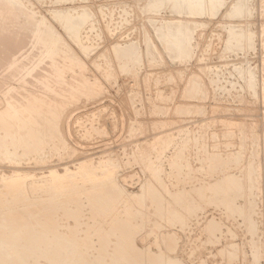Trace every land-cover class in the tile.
Returning <instances> with one entry per match:
<instances>
[{"label":"rangeland","instance_id":"obj_1","mask_svg":"<svg viewBox=\"0 0 264 264\" xmlns=\"http://www.w3.org/2000/svg\"><path fill=\"white\" fill-rule=\"evenodd\" d=\"M1 1L2 0H0V2ZM56 1H58V0H55V1L54 0H21V2L24 5L22 4L21 5L22 7H20L18 11L16 9H14V13H12V17L8 18L6 21H5V13L3 12V9H2L3 6H0V109H2L3 112L5 111V109L7 108L6 105H7L8 99L9 100L12 99L13 102L15 103V102H17L18 98H20V97L25 98L29 94H32V92H34V93L38 92L41 94L43 93L44 94V95L42 94L43 96H48L50 100L52 99V101L55 102L54 106H55V109L59 111V115H58L59 117H57V119L55 120L54 123L57 125V127L59 125L58 128L60 130H58V129L56 130L57 132H59L58 133L59 136H61L63 134L62 135L63 138L62 137L58 138V134L56 135L55 133H54V135H51L52 132L50 133V135L42 137V138H44V140H46L45 141L46 143H50V144H47V145L51 146V148L49 147V150L50 149L51 150H50V153L48 155L50 159L46 155L44 157H46L47 159L44 158L43 155L42 156L40 155V153H33V154H35L34 156L31 153L32 156H29L31 154L28 155L27 153L24 152L23 149L18 150L19 152L18 151L17 152L19 153V156L15 157V156H13L14 153L13 154L11 153L12 155L10 154L12 147L8 148V147H5L3 144L1 145L0 152L5 150L6 148H8L7 149L8 155L5 153L6 150L1 152V154H0V156H1L0 157V170H4V171H7L8 173H12V171H15V169H16L17 171L29 172V173L35 174V176H33L34 178L31 177L28 179L29 182L27 181L28 182L27 187H29V190L26 191V195H24V198L21 197L22 200H21L20 196L12 197V198L10 196L9 197L7 196L8 199H6V196H4L2 198L3 202L0 205V208L2 209L1 212H3V213L7 212L6 210L10 207L9 205H11L10 202L12 201V199H13L12 203L16 204V205L12 204L11 206H15V208H16L18 205H20V207H18V208H22L21 207V205H22L25 208V207H31L32 205H35V203L38 204L39 201H40L39 202L40 205H45V203L46 204L50 203V202L47 203L48 199L59 200L60 198L64 197L65 195H68V196L71 195L72 196L73 193H74V195H77L79 193L82 194L85 192H89V190L92 192V195L97 194V197L95 196L96 199H94V201L97 202L98 199L100 201L103 199L100 197L101 196V194H99L100 191L102 189L104 190L105 187L110 188L111 186H114V185L118 189V192H116L117 195H119L120 193H123V194L126 193L125 195H127V197H129L133 194V192L135 195H138V196L140 194L141 203H139V205H138V201H137V206H136V202H135V200H133V203L131 206L132 210H130L131 212H128V214L130 213L131 215L130 214L128 215L126 210H125V200H124L123 204L121 203V204L117 205V209L120 208V209H118L119 211L116 209L113 212L114 203L116 202L117 198L116 197L111 198V199L107 198L105 200V201H107L106 211H109V213H110L108 217L109 218L111 217L112 220L114 219L113 221L115 224L114 225L115 228L113 227V225H112V228H111V225L105 226L102 223V220L100 221V218L98 219L97 217L90 216L91 215V211H90L91 206H89L90 203L85 200L86 197H83V199H81V201H78L79 203L75 202V206H74V201L73 202L69 201L70 202L69 205H72V206H70V208H72L73 206L76 207L79 204V206L77 208L73 207V210L74 209L79 210L78 214H80L82 216V215L87 213L86 214L87 217H86V215L82 216L83 217V218H81L82 220L80 219V217H81L80 215H77L79 217V219L77 217L76 220L73 219V217L70 215L66 216L67 214L65 212V208H63L64 209V211H63V209H62L63 206H61L60 204H58L56 206V209L53 213L54 214V221H55V224H59V226H60V228H58L57 227L58 225H56V230H51V228L49 229V227L47 228L49 230H46L45 227L48 225L47 224L45 225V223H42V222L39 223L37 221L38 218H36V217L39 216V214H38L39 211L36 210V213H34L35 211H33V210H32V212L29 211L30 213H27L26 216L28 217V220L31 221V223L28 221L27 222L28 224L26 223L27 227L28 226L33 227V228H31V230H33V231H34V229L37 230V232H35V231L33 232V234L35 235V237L37 236V238L39 235H42V232H43V236L44 237L47 236V238H45L47 242L45 241L46 242L45 243L41 240H38V242L36 243L37 248L35 247V249H34L35 251H33L32 253H33V256H35V257L38 254H41V255H39V257L37 256V258L33 257V258L37 259V260L33 261L32 254L29 253L25 256V259L27 257L26 262H28V264H29L30 263L29 261H31V260H29V258L31 257V259H32L31 263L32 264H33V262L35 264L36 261H39L36 264H42V263L43 264H46V263L47 264H50V263H52V264H80L81 263L82 264V262L84 260H85L84 264H93L94 261L96 262L94 264H101L100 259H102L104 257L102 260V262L104 261V263H102V264H132L133 261H134L133 264H136L135 261L138 262L137 264H151L153 259H154L153 255H155V259H154L155 261L153 262V264H156V263L157 264H168L167 261H169V259H170L169 264H174V263L177 264V262L174 261L175 259L179 260L181 262V263L179 262V264H264V247H263L264 246V244H263L264 243V199H263L264 198V192H263L264 191V103H263V101H264V0H248V1L247 0H215L213 2L214 3L213 5L216 6V7H214L215 9L213 8V6L212 7L211 6L206 7L205 5H202L203 7L202 6H201L202 8L200 7V12L202 11L201 13L204 12V14L200 13L199 15H194V16L186 15L185 13H183V14L182 13H176V14L172 13L171 8L175 9L176 6H174V5H179V4H177L176 1L173 3L171 2L172 6L169 9H164L166 7V4L164 1L157 3L155 11H154V8L152 9L153 12L148 11L146 9V5L148 4V2L150 0H129V1L128 0H95V1L94 0H90V1L89 0H81V1H79V0H61L60 1L61 3L56 2ZM73 1H74V3H73ZM219 1L223 2V4L225 1V4L223 5ZM64 2H65V4H63ZM95 2H97V3H95ZM81 4L86 5L87 8H81L82 7ZM220 4H221V6H220ZM94 5H95V8H94ZM159 5H160V7L162 5V7H161L162 9L158 8ZM245 5L247 6V8L245 7ZM65 6H67V7H65ZM184 6H185V4L181 5V7H184ZM239 7H241V8H239ZM242 8H244V9H242ZM73 9L76 11L75 14L72 13V12H74ZM157 9H160V10H157ZM203 9H204V11H203ZM238 9H241V10L239 11ZM161 10H163V11H161ZM168 10H171V11H168ZM63 12L67 15L73 14L77 17L80 16V13L77 14L78 12H83L84 14L88 13L89 15H91V20L90 21L86 20L87 22H85L84 25L82 26V28H81L82 30L80 29L81 30L80 33L82 32L81 33L82 36H87L89 34L91 36V37L89 36V38H90L89 40L92 41V43H94L95 46L90 51L84 52V54H83L81 52L80 47L76 43H74L72 39H70L71 38L70 35L69 34L67 35L65 33L62 26L59 24V21L55 18V16H53V14L54 15L56 14L59 16L64 15ZM41 15L44 16V19L39 18V17H43ZM46 17L48 20H45ZM38 19H40V20L43 19L47 23L49 21L50 26L53 25L54 27H56V28H54L51 26V28H54L53 31L55 33H57L56 34L57 36H59L60 38L62 37L63 39L64 38L66 39V42H68L67 44H69L70 46L65 45V47L67 49L69 47L71 48V49L69 48L70 49L69 53H71L73 55L76 54L83 61H85L86 67H87L85 75L83 73H81L82 71H81L80 67L76 66L75 64H73V65H75L74 67L71 66V67H65V68H58V65L56 66V64L54 62H51L48 58H46V57H48L47 54L42 55V53H39L41 51L40 47H38V45H34V43L31 42L34 35H32V32L30 30L27 32V30L29 29V28H27L28 27L27 24H29V23L30 24H32V23L36 24L38 22L37 21ZM166 21H169V22H167V24H166ZM91 22L94 23V27H96V29L93 28V30H92L90 27L87 28V25H89ZM15 23H17V24H15ZM174 23L175 24H178V23L182 24L183 23L182 25H184L183 26L184 28L187 26L186 31H187V34H189L190 39L185 44H184L185 41L181 42L183 45H181L182 49H180V50L183 52H181L179 50V48L181 46H179V47L174 46L173 47L174 44L172 42H170V44L168 43V40L170 41V39H164V36H163V34H164L163 27H165L166 25L169 26V24H170V26L173 28L180 26V28L177 30H180V32H182V34H180L179 36H182L181 38L182 39L184 38V40H185L184 33H183V31H185L184 28L181 25H179V24L175 25ZM48 24H46V25L42 24L41 29L44 30V29L48 28L49 26L46 27ZM164 24H166V25H164ZM8 25H9L10 29H8V27H7ZM16 25L17 26L19 25V27L23 30H21ZM234 25L236 26L235 27L236 31L234 30L235 33L237 32V29H239V28H243L244 31L242 33L245 36H246L245 33L247 32L248 41H249V42H247V44H246V41L244 40L245 39L244 35L242 36L239 33L242 31L241 29L238 30V34H237L238 39L235 37V35H234V37H232V39L234 38V40H235V38H236L237 40H240L243 37L244 41L240 40L241 43H239V41L237 42V40H235V41L232 39L230 40L231 36L233 35V30L231 29L232 33L230 32L231 33V35H230L229 29H230V27L233 28ZM6 29H8V32L5 33V31H7ZM24 29H26V30H24ZM56 29H58V30H56ZM89 29H91V31H89ZM99 29H101V31ZM173 30H175V28ZM22 31H23V33H22ZM14 32L17 33L16 35H18V33H20V32H21V34L16 36ZM58 32H60V33H58ZM86 32H88L87 35H85ZM89 32H91V33H89ZM252 33L254 35H252ZM239 34L242 37H240ZM56 35H55V37H56ZM229 36H230V38H229ZM228 40H230L229 42H231V43H232V41H234V43L236 42L235 43L236 47H234V43H232L233 45L229 44ZM250 40L251 41L254 40V41L250 42ZM33 41H34V39H33ZM171 41H172V39H171ZM252 44H254V45L251 46ZM129 45H131L130 49H126ZM185 45L187 46V49L190 52V53L188 52L190 54L189 56L191 57V59L189 57L188 62L184 61V58H181L182 56H180L181 55L180 52L182 53V55L185 54V52H184V51H186V50H184ZM237 45L239 47H237ZM32 46H33V50H32ZM250 46H251V48L249 49ZM172 47H173V49H172ZM177 47H178V49L176 50ZM244 47H246V48H244ZM10 48L15 49V50H17L18 48H21L20 51L22 53L16 52L14 50L13 53L16 52L14 55L10 51L11 50ZM58 48H61V47L59 46ZM172 51H174L176 53V55H175V53L173 54ZM36 52H38V53H36ZM129 52H130V54H129ZM177 53H179L180 55ZM39 54L42 56L40 57ZM27 55L29 57H27ZM37 56H38V59H37ZM14 57L15 58L19 57V59H17V63L12 64V60ZM43 57H45V58H43ZM20 58H21V60H20ZM46 59H48V60H46ZM18 61H19V63H18ZM110 63H111V65H109ZM15 64H16V66H15ZM33 64H34V66H33ZM53 64H55V65H53ZM27 65L30 66V68L32 70H28L29 67ZM25 67L26 68L28 67V68L26 69ZM66 68H67V70H65ZM7 69L9 72L7 71ZM27 70H28V72H26ZM38 70L40 71V74H39ZM35 73H36V75L38 73V75H40V76L37 75V77H36ZM41 73H43V74H41ZM42 75H43V78H42ZM22 77H24L25 79L23 80ZM11 78H12V80H11ZM21 78H22V81H21ZM68 78H70V79H68ZM3 79H5V80H3ZM66 80H68V81H66ZM253 81H255V82H253ZM74 82H75V85H74ZM10 84H12V85H10ZM61 84H62V86H61ZM254 84H255V87H254ZM52 85H54V86H52ZM73 86L75 88H73ZM8 87H9V89H8ZM10 88H12V90ZM251 88L253 90H254V88H256L257 90L253 91ZM6 89H8V91ZM81 89H83V90H81ZM250 89H251V91H250ZM66 90L70 91L69 95L64 94V92ZM247 92L248 93L250 92V93L248 94ZM8 93H9V95H8ZM53 93H55V94H53ZM251 93H253L254 95ZM4 94H6V95H4ZM3 95L5 96V98H7V100L4 98ZM63 95H65V96H63ZM56 96H59L58 97L59 99ZM72 97H74V98H72ZM3 99L5 100V103H3L4 102ZM56 99H58V101H56ZM60 99L63 100L64 102L61 101ZM58 106L60 109L58 108ZM42 118H44V117H42ZM34 119H32V121H30L28 123V122H25L24 119L18 118V119H15L18 122L14 125H15V127L18 126L21 128H24V126L27 127L28 129L26 132H27V134H29L30 130L32 129L31 127L35 126V125H33L34 123L35 124L39 123L38 125L43 123V120H41L40 118H38V121H35V122L33 121ZM185 128H186V130L184 131ZM188 129H190V130L188 131ZM56 131H53V132H56ZM61 132H62V134H61ZM27 134H25L26 135L25 137H28ZM37 134L39 135L40 133H37ZM48 137L50 138L49 141H51V142L48 141ZM64 137L67 140L64 139ZM45 138H47V139H45ZM53 138H55V141L59 140L57 142V144L59 143L58 144L59 149L55 148L53 146L54 145L53 143H55ZM184 139H185V141H184ZM39 140L43 141L42 139H39ZM62 140L65 142L63 143ZM66 141L67 142L69 141L68 145L71 144V146H68ZM216 144H217V146H216ZM74 145L76 147H74ZM62 146L64 147V149ZM67 146L70 147V149L66 148ZM3 147L5 149H3ZM52 147L55 148V149L53 148L55 151L52 149ZM62 149H63V154L61 151ZM66 149H67V151H66ZM255 149H257V151ZM205 151H206V153H205ZM21 152H22V154L24 153L23 154L24 158L22 157ZM162 152H164V153L166 152L164 154L165 157L163 156V154L161 155ZM18 153H15L14 155H18ZM54 153H55V155H54ZM213 153H214V155H213ZM37 154H39V156ZM26 155L28 157H26ZM235 155L237 156V158ZM2 156L3 157L5 156L4 160L2 159L3 158ZM8 156H10V157L12 156L11 158L14 160H12L10 158H6ZM35 156H37V157L35 158ZM213 156H215V157H213ZM218 156H219V159H218ZM234 156H235V158H234ZM203 157H204V159H203ZM208 157H209V159L206 161V158H208ZM16 158H20V160L21 159L22 160L20 161V160H17ZM83 158H84V160L93 159L91 164H92V166H96V168H97L96 172L100 177H102V175H103L102 174L103 173L102 171H104L103 166H105L107 164H109L113 168V170L114 169L115 170L112 171V173L110 175L102 177L101 180H99V181H95L93 178L87 177V179L86 178L81 179L78 182H75V184H70L68 186H62V185L57 186V184H52L51 182H49L50 180H46V177L47 178L49 177V169L48 168L50 166L51 167L53 166L54 168H56L59 171H61L62 173H64L66 171V168H68V166L75 168L76 164L78 165V161L79 162L82 161ZM214 158H215V160H214ZM24 159H25V161L27 160V162H25ZM45 159H46V161H45ZM77 159H78V161H77ZM103 159H105V163L104 164L99 163V161L103 160ZM217 159H218V161H217ZM224 159H227V162ZM230 159L232 161V164L230 162ZM69 160H71V161H69ZM106 160H108V163H106L107 162ZM212 160H214V162H212ZM72 161H73V163H72ZM250 161H254L253 163L257 166L253 165L252 162L250 164L249 163ZM255 161L258 164L255 163ZM67 162H68V165H67ZM159 162H160V164H158ZM219 162H221L222 164ZM110 163L111 164L114 163L116 166L118 165L119 167H116L114 164L111 165ZM155 163H157L156 167H155ZM206 163H207V165H206ZM246 163L247 164L249 163V165L245 166ZM147 164L149 165V168H147V166H148ZM225 164L228 166H226ZM209 165L211 167H209ZM213 165H214V167H213ZM216 165L217 166L219 165V167H215ZM230 165H231V168H230ZM114 166H115V168H114ZM202 166L205 168H203ZM223 166H225V167H223ZM248 166H251L248 168V169H250V174H249L248 178L251 179L252 176L254 177V178H252L253 180L251 179V182L249 181L250 179L244 177L245 171H243V169L246 167L244 170H247ZM181 167L183 170L181 169ZM201 167H202V169H201ZM206 167H208V168H206ZM144 168H146L145 173L143 172L145 170ZM209 168H211V170ZM147 169H149V170H147ZM152 169H154V171ZM184 169H185V172L187 170L188 171L186 173H184ZM207 169H209V170H207ZM256 169H257V171H256ZM157 170H158V172H157ZM173 170L175 173L172 172ZM254 170L256 173L254 172ZM149 171H150V173H149ZM151 171L154 173H152ZM178 171H179V173H177ZM210 171H212V172L208 173ZM222 171H223V173H222ZM113 172H115V173H113ZM213 172H217V173H213ZM228 172H230V173L228 174ZM242 172H243L244 176L241 175ZM113 174L114 175L116 174L117 176L115 175V177H114ZM187 174H189V178H188ZM190 174H191V177H190ZM233 174L235 177H233ZM239 174H240V176H239ZM160 175H162V177H161L162 182L160 180ZM221 175L225 178H223ZM260 175L262 176L263 180L261 179ZM176 176L178 177V179L176 178ZM228 177H231L234 180L235 179L237 180L238 177L239 178H238L237 182H236V180H235V182H232L231 178H228ZM107 178H108V180H107ZM153 178L155 179L154 181L152 180ZM185 178L187 179V181ZM200 178L204 179V180L202 181ZM240 178H243V179L245 178L246 180L244 179V181H243V179H240ZM35 179L37 180L36 184H34L32 182V180H35ZM40 179H41V181H40ZM198 179L201 181V183H200V181H198ZM217 179H218V181H217ZM86 180H88V181H86ZM115 180L116 181L118 180V182H115L116 184L114 182L111 183L112 181H115ZM181 180L183 181L182 182L183 186H182V183L180 182ZM239 180H240V183H239ZM146 181L147 182L151 181L152 186L153 187L155 186V188L152 187L154 190L153 191V197H149V196L147 197L145 195L144 187L147 185ZM224 181H226V183ZM253 181H254L256 187L253 185L254 187L252 186L253 188L251 187L252 188L251 189L249 187L252 184H254V183H252ZM84 182H86L87 185H85L86 183H84ZM92 182H96V183H93V185H92ZM108 182L110 184H113V185L108 184ZM144 182H145V184H144ZM160 182L162 184L163 183L164 184L162 185V184H160ZM197 182H199V183H197ZM206 182L208 184H206ZM215 182H217V183H215ZM230 182L232 183L233 186L231 185ZM242 182H243V184H242ZM29 183H31L32 185ZM118 183H119V185H118ZM189 183L191 184V186L189 185ZM248 183L249 184L252 183V184L250 186H248L249 185ZM256 183H257V185H256ZM99 184L103 185V188H102V186L100 187ZM192 184H195V185H192ZM203 184H204L205 188L202 186ZM222 184H223V186H222ZM227 184H229V185H227ZM79 185H80V187H79ZM97 185H98V192L96 193ZM120 185L122 188L118 187ZM143 185H145V186H143ZM164 185H166V187ZM185 185H186V187H184ZM217 185L218 186L220 185V186L217 187ZM226 185L229 188H227ZM241 185H243L245 188L247 187L246 188L247 190L244 189V187H242ZM258 185H259V189H258ZM52 186H53V189H52ZM74 186H76V187H74ZM92 186L93 187L96 186L94 188L96 191L95 190L93 191V189H91V188H93ZM156 186H158V189H156ZM188 186H190L189 189H188ZM194 186L196 187V188H194L195 190L192 188ZM236 186H238L237 190L239 187H242V188H239V190L237 191ZM54 187H59V188H54ZM71 187H72V192L70 191ZM77 187H79L80 189ZM82 187H84L83 190H81ZM142 187H143L144 191L142 190ZM223 187H225V188H223ZM75 188L77 190L78 189L81 190V192L78 190V192H79L78 193ZM85 188H87V189L85 190ZM99 188H101V189H99ZM170 188H171V190H170ZM207 188H208V190L211 189L209 191V193H208ZM216 188L218 189V194H219L218 197H216L218 194L215 193L217 190ZM220 188H222V189H220ZM50 189L52 190V192ZM54 189H55V191L53 192ZM57 189L60 191H57ZM61 189H62V193L63 192L65 193V194L63 193V196L61 193ZM67 189H69V190H67ZM122 189H124V190H122ZM203 189H206L207 191H205ZM227 189H229V190H227ZM232 189L235 191H233ZM250 189L252 190V192ZM65 190L67 192L68 191L69 192L67 193ZM84 190H85V192H84ZM126 190H128V191H126ZM157 190H159V192ZM167 190L173 194L172 195L170 192H168V194L170 193L169 194L170 198L167 195ZM179 190L181 191L180 193H179ZM182 190H183L184 194L182 193ZM189 190H191V191H189ZM213 190H215V191L213 192ZM222 190L224 192L226 190L229 191V193L227 195L228 196L230 195V198H228V197L224 198ZM240 190H243V191L246 190V191L243 192ZM29 191H31V192H29ZM74 191H76V193ZM155 191H156V193H154ZM162 191H165V192H162ZM192 191H193V194H192ZM239 191H240V193H239ZM56 192L58 193V195L56 194ZM59 192L61 193V196H59L60 195ZM136 192H137V194H136ZM201 192L204 193V196H203V193H201ZM237 192H238L239 196H238ZM249 192H250V194H249ZM255 192H256V194H255ZM69 193H70V195H69ZM157 193H159V194L161 193V195L163 197ZM163 193H165V194L163 195ZM194 193L199 194L198 195L199 198H200V196H201V198L202 197L205 198V195H206V198H208V204L205 205L206 209H205L204 205H202V204H201V206H199V207H204L203 211H202L203 208L202 209L198 208L197 202H199V205H200V201H198L199 198H198V196L196 197V194H194ZM205 193H207L208 195ZM234 193H235V195H234ZM245 193H248V197L250 199H254L255 201H256V199L258 200L256 202L254 200H250L252 210L249 211L248 215H249V217L252 216L250 218L251 222L248 219L249 217H247L245 215V210H244L245 207H243V206H246V203H245L246 198L244 195ZM251 193H252V195H251ZM52 194H54V195L56 194L57 197L52 195ZM155 194L157 195V197H155L156 196ZM176 194H178V195H176ZM259 194H260V196H258ZM174 195H176V198ZM180 195H182L183 197H181ZM193 195L195 196V198ZM233 195H234V198L233 197L231 198V196H233ZM253 195L256 196L257 198L254 197ZM50 196L52 197V199L50 198ZM159 196H161L162 199L159 198ZM235 196H237L238 200L235 198ZM25 197H27V198H25ZM143 197H144V199H143ZM4 198H5L6 202H8V200H10V199L11 200H10V202L6 203L5 200H3ZM179 198H180V200H179ZM186 198H187V201H185ZM214 198H216V199H214ZM244 198H245V201H244ZM15 199L17 201H15ZM36 199H40V200H36ZM42 199L44 200L45 203H41L43 201ZM45 199H46V201H45ZM114 199H116V200H114ZM154 199H156L157 201L155 202ZM196 199H198V200H196ZM209 199H211L210 203H209ZM212 199H214L213 202L216 200L215 203L212 202ZM222 199H226V200H222ZM230 199H232V200L230 201ZM234 199H236V200H234ZM24 200H25V202H24ZM110 200H111V203L109 202ZM112 200H113V202H112ZM148 200L149 201L153 200V201H151L152 202L151 203ZM181 200H183V201H181ZM22 201H23V203H22ZM188 201H190V202L187 205ZM222 201H224V203H222ZM232 201L234 203H236V205ZM29 202L31 203L30 206H28ZM153 202H155V203H153ZM169 202L171 203L172 206L170 205ZM179 202H182L183 205ZM218 202H219V205H218ZM71 203H73V204H71ZM85 203L87 204V206ZM166 203L168 205H166ZM173 203H174V205H173ZM232 203H233V205H232ZM238 203L240 205H238ZM244 203H245V205H243ZM99 204H100V202L98 201L96 205L99 206ZM176 204H178V206H180L181 209H179L178 206H176ZM184 204H186V205H184ZM215 204H217V207H215L216 206ZM254 204H255V206L253 207ZM83 205H85L86 207H84ZM237 205H238V207H236ZM3 206L6 209H4ZM143 206L145 207V209H143L144 208ZM163 206H164V208H162ZM175 206L177 207V209ZM186 206H187V208H185ZM232 206H234V207L232 208ZM241 206H242V208H241ZM57 207H60V208H57ZM133 207H135V209ZM171 207H174L176 212ZM225 207H227L228 209ZM10 208H9L10 210H13L12 209L13 207H10ZM168 208H169V211H168ZM192 208L194 209V211H196V209L197 210L199 209L198 210L199 212H197V211L192 212V210H193ZM3 209H4V211H3ZM57 209L59 212L57 211ZM86 209H88V210H86ZM157 209H158V211H157ZM185 209H186V211H185ZM187 209H189V210H187ZM214 209H215V211H214ZM225 209H227V210H225ZM232 209L234 210L233 212H232ZM237 209H238V211H236ZM164 210H165V212L168 211L169 213L168 212L165 213ZM239 210L241 211V213H239L240 212ZM255 210H257L256 211L257 213L255 212ZM89 211H90V213H89ZM171 211H173V213ZM178 211H181L182 215L186 212L184 214V215H186L184 217L186 219V221L183 219L184 215L181 216V214H179L180 212L177 213ZM230 211H231V213H230ZM153 212L155 214H153ZM190 212H192V213H190ZM243 212H244V214H243ZM82 213H84V214H82ZM122 213L123 214L125 213V214L120 216V214H122ZM136 213H138V214H136ZM156 213H159V214L156 215ZM162 213H164L165 215L163 214L164 215L163 216ZM252 213H253V215H252ZM0 214L2 215V213H0ZM111 214H112V216H111ZM192 214H194V216H192ZM231 214H233V215H231ZM237 214H239V215H237ZM240 214H241V217H240ZM242 214H243V216H242ZM29 215H32V217H34V215H35V218H33V220H32L31 219L32 217ZM57 215H58V217H57ZM141 215H142V217L140 218ZM148 215H150L149 216L150 218L148 217ZM179 215L181 216V218ZM213 215L215 216L216 219L214 218ZM230 215L232 217H230ZM62 216H63V218H62ZM113 216H114V218H113ZM122 216H127V217L125 218ZM157 216H159V217H157ZM189 216H190V218H189ZM195 216H197V217L199 216V217L197 218ZM204 216H207V217H204ZM68 217L70 219H68ZM90 217H92V218L89 221ZM108 217H106V219H109ZM165 217H168V218L170 217V218L167 219ZM236 217H239V218H236ZM244 217H246L248 220L246 221L245 220L246 218L244 219ZM142 218H144V219H142ZM161 218H162V221H161ZM187 218H189V219L193 218V219H191V221H189V220H187ZM84 219L86 222L83 221ZM95 219H97V220L95 221ZM151 219H153V220L151 221ZM225 219H226V221H225ZM234 219H238V220H234ZM67 220H69V221H67ZM92 220H94V222ZM115 220H116V222H115ZM119 220H120V223H119ZM131 220H133V221H131ZM134 220H136V221H134ZM175 220H176V222H175ZM208 220H209L208 224H210V225L206 226V225H208L207 224ZM216 220L219 221L220 223L219 222L217 223ZM257 220L259 222H257ZM58 221L61 222V224ZM62 221H63V223H62ZM154 221H156V223L158 222L157 225ZM183 221L186 224H184V226H185L184 231H181L183 229L181 228L182 226L180 223L183 224ZM187 221H188V223H187ZM148 222H150L149 225L151 227L148 226ZM172 222L174 224L177 223L178 225H176V227H175V226H173L174 224L171 225ZM211 222L212 223L215 222V224L212 225ZM254 222H255V225L257 223H259L258 224L259 226L256 225V226H258V227H256L255 225H253ZM71 223L74 224V226H76V227L71 226L72 225ZM75 223H76V225H75ZM99 223H101L100 227L98 226ZM121 223L123 226L121 225ZM127 223H129V224H127ZM169 223H170V225L168 226L167 224H169ZM236 223L239 225L237 226ZM32 224H34V225H32ZM40 224H41V226L39 227ZM64 224H65V227H64ZM89 224L90 225L92 224V225L90 226ZM136 224H138L139 228ZM151 224H153V225H151ZM161 224H162V226H160ZM187 224H188V226H187ZM223 224H225V226ZM0 225H1V223H0ZM37 225H38V227H37ZM43 225H44V227H42ZM101 225L105 226V227H102ZM119 225H121V226L119 227ZM135 225H136V230L134 229ZM144 225L148 226V227H146L148 229V231ZM163 225H164V227H163ZM222 225H223V227H222ZM235 225H236V227H235ZM244 225H246L247 228ZM248 225H250V226H248ZM67 226L68 227L70 226L71 228L73 227L75 229L68 228ZM77 226H78V229H77ZM94 226L96 229L94 228ZM107 226L109 227L108 228L109 231L106 228ZM124 226H125L124 230L127 229V231H129L128 233L130 234V236L134 237L133 234H135V233H133V232H136L137 235L134 238H132V240H133V243L135 242V240H138V242L136 241L137 242L136 245L134 244V246H137V247L139 246L137 249L135 247L136 250H139V252L137 251L138 253L135 251V254H131L130 253L131 251H129L130 249H128L125 246V244L123 243L124 240L122 239L120 233L123 230ZM128 226H130L132 228V231H131V228ZM140 226L141 227L143 226L144 228L143 227L140 228ZM156 226H157V228H156ZM179 226H181V227H179ZM189 226H191V227L188 228ZM194 226H196V227H194ZM204 226L206 229L204 228ZM211 226H212V228H211ZM34 227H36V228H34ZM89 227H91V228H89ZM158 227H159V229H158ZM161 227H162V230H161ZM201 227H202V229H201ZM207 227L210 228V230ZM249 227H251L252 229ZM37 228L38 229L41 228L42 231L38 230ZM86 228L88 231L91 232V234L89 235V239H90L89 241H91V238L93 241L89 242V244L86 247L85 246L82 247V250L84 248V250L82 252V250L80 248L78 249V247H77L78 246L77 245L78 244L77 238L80 236L84 237L86 235V233L88 232L86 230ZM128 228H130V230H128ZM137 228L140 230L142 229V232H143L142 235H141L140 230L138 231ZM151 228H153L154 231H152L153 229H151ZM228 228L230 231L228 230ZM27 229L28 228H26V226L24 225L22 228H19V231L22 232V231H25ZM59 229H60V233H58ZM76 229H77V231H76ZM81 229H82V231H81ZM98 229H99V231H100V229L103 230V231L102 230L100 231L101 235H100ZM166 229H167V231L168 230H170V231H168V233H167ZM171 229H172V231L174 230L173 231L174 234L171 231ZM207 229H208V231H207ZM212 229H214V230H212ZM253 229H254V231H252ZM255 229L257 231H255ZM61 230H63V231H61ZM71 230H75V234H74L75 237L72 234H70ZM189 230H190V234H191V230L193 231L191 236H189L190 235ZM245 230H247L248 233L245 232ZM38 231L41 233L39 234ZM44 231L47 234L50 233L49 234L50 236L47 234L45 235ZM92 231L95 232V235H94V232H92ZM130 231H131V233H130ZM159 231L164 232V233L161 232L164 235L165 234L169 235V233L172 232L171 234H173L172 235L173 237L171 236V234H170V237L173 238L174 243L171 245V248L173 246L175 251L173 250V252H172L173 248L170 250V252H172V253H170L168 251L170 246H169V248H167L165 242L162 241L163 240L162 234L158 233ZM209 231H210V235H209ZM53 232L54 233L56 232V234L53 235L54 234ZM82 232H83V234H82ZM84 232H86V233H84ZM103 232H104V234H102ZM113 232H114V234H113ZM155 232L157 235H155ZM175 232L177 235H175ZM220 232L221 233L223 232L222 235L219 234ZM37 233H38V235H37ZM57 233L59 236L57 235ZM61 233H62V235H61ZM76 233H78V234H76ZM107 233H108V235H107ZM139 234H140V237L142 236L141 238L138 237ZM153 234H154V236H153ZM185 234L187 235V237H184V236H186ZM211 234H214V235H211ZM52 235L54 237H51ZM64 235L66 236V238ZM219 235H220V237H219ZM223 235H224V237H223ZM99 236H103L104 238L101 237L102 239L100 240ZM200 236H202V237H200ZM58 237H60V240H58ZM71 237H72V239H71ZM97 237H99V239H97ZM137 237L139 239H137ZM156 237H158V238H156ZM177 237L179 239L178 240L179 242L176 240ZM179 237H181L183 240ZM198 237H200V238H198ZM61 238L63 239V241L65 239V241H64L65 244L62 243L63 241H61L62 240ZM174 238H176V239H174ZM208 238H209V240H208ZM191 239L192 240L194 239V240L192 241ZM213 239H215V240H213ZM55 240H58V241H55ZM66 240H67V242H66ZM75 240L77 241V243H75L76 242ZM96 240H98V241L100 240V241L98 242ZM116 240H117V242H116ZM152 240L154 241L155 244L158 243L157 245H160V246L156 247V245L153 243ZM196 240H198V241H196ZM59 241H60V243H59ZM73 241H74V243H73ZM101 241L102 242L104 241V242L102 243ZM108 241L110 244L108 243ZM176 241L178 244L176 243ZM254 241H255V243H258V244H255ZM49 242H51L50 245H48ZM69 242H70V245H69ZM186 243L188 245H186ZM232 243H234L233 244L234 246L230 245ZM235 243H237V244L235 245ZM74 244H76V245H74ZM174 244L175 245L177 244V245L175 246ZM39 245L40 246L42 245L41 248ZM53 245H54V247H53ZM99 245H101V246L98 249ZM104 245H105V247H104L105 250H104V248H102ZM110 245H111V250H110ZM154 245H155V247H154ZM178 245H179V247H178ZM252 245L255 247L252 248ZM58 246H59V248H58ZM62 246H63V251H62ZM69 246H70V248H67ZM122 246H123V248H122ZM164 246L167 248V250ZM225 246L227 248H225ZM43 247H44L43 255L45 254V250H46V254L44 256L48 258V256L50 255L48 258L49 260L47 258H44V256L42 255ZM45 247L46 248L49 247V249L53 247V249L48 250V249H45ZM115 247H116V249H115ZM175 247H176V249H175ZM228 247L232 248L233 250L231 251L230 249H228ZM113 248L116 251L118 250V248L121 249V250H118L119 253H121V254L116 253V251H114ZM140 248L143 249V251L145 249V252L142 251V253H144L143 254L144 258H143V256H141L142 253L140 252ZM146 248L147 249L149 248V249L147 250ZM159 248L162 251L161 250L159 251ZM177 248H178V251H177ZM258 248H259V250H258ZM37 249H39V250L36 251ZM58 249H60V251ZM69 249H70V251H69ZM76 249H77V251H76ZM107 249H108V251H107ZM223 249L224 250L226 249V250L224 251ZM227 249L229 252L227 251ZM255 249H256V251H255ZM96 250L98 251L97 254H96V252H97ZM99 250L103 256L102 258H101V254L99 255V257H97V255L100 253ZM112 250H113V252H112ZM125 250L126 251L128 250V251L125 252ZM49 251H50V253H49ZM146 251H148V252H146ZM123 252H124V255H123ZM152 252L153 253L155 252V254H153ZM158 252L161 253L159 256H163V258L158 256ZM218 252H220V253L222 252V253L220 254ZM234 252H235V254H237L236 257H233V256H235ZM60 253H62V254L60 255ZM126 253L127 254L129 253V254L126 255ZM139 253H140L139 256H140L141 260L139 258H138V260L135 259V256L133 258L132 255H136L138 257ZM145 253L146 254L150 253L151 255L153 254L152 256L150 254H148L149 256H151L150 258H153V259L151 260L150 258H145L146 257ZM227 253H228V255H227ZM256 253H257V255H254ZM80 254H81V256H80ZM229 254H231L232 257ZM232 254H234V255H232ZM111 255H112V257L114 255V257L112 258ZM224 255H225V257H224ZM41 256H43V257L41 258ZM87 256L88 257L90 256V257L88 258ZM105 256H106V258H105ZM116 256H117V258H116ZM128 256L130 258L132 257L131 261H127L129 258ZM156 256L158 257V259ZM176 256H177V258H176ZM227 256H228V258H227ZM56 257H58V258H56ZM91 257H92V259H90ZM167 257H168V260L166 259ZM52 258H53V260H52ZM83 258H84V260L80 261V259H83ZM98 258H100V259H98ZM130 258H129V260H130ZM142 258H143V260H145L144 261L145 263H143ZM172 258H175L173 260L174 263H172L173 261H171ZM232 258H235V259L233 260ZM147 259H149V260H147ZM230 259H232V260H230ZM45 260L46 261L48 260V262H50V263L46 262ZM90 260H91V262L88 263ZM157 260L158 261L160 260L161 262H156ZM55 261H57V263ZM58 261L60 263H58ZM139 261H141L142 263L141 262L139 263ZM163 261L165 263H163Z\"/></svg>","mask_w":264,"mask_h":264},{"label":"bare ground","instance_id":"obj_2","mask_svg":"<svg viewBox=\"0 0 264 264\" xmlns=\"http://www.w3.org/2000/svg\"><path fill=\"white\" fill-rule=\"evenodd\" d=\"M55 1V0H54ZM61 0H58V1H56V2H60ZM79 1H81V0H79ZM90 1V0H89ZM95 1V0H94ZM129 1V0H128ZM165 2V4H166V7L164 8V9H169L172 5H171V2L173 3V2H177V4H179V5H174V6H176V8L174 9H172L171 8V10H172V13H185L186 15H190V16H194V15H199L201 12H200V7L202 6V5H205L206 7H208V6H213V8L214 7H216V6H214L213 4V2L215 1V0H150L149 2H148V4L146 5V9L148 10V11H152V9L154 8V11H155V8H156V6H157V3H160V2ZM248 1V0H247ZM67 2V1H66ZM69 2V1H68ZM72 2V1H71ZM220 2V1H219ZM252 2V1H251ZM61 3V2H60ZM73 3H74V1H73ZM79 3V2H78ZM95 3H97V2H95ZM221 4H223V2H220ZM23 3L21 2V0H2L1 2H0V6H3V12L5 13V21L8 19V18H10V17H12V13H14V9H16L17 11L19 10V8L20 7H22L21 5H22ZM63 4H65V2L63 3ZM163 4V3H162ZM185 4V6L184 7H181V5H184ZM221 4H220V6H221ZM224 4H225V1H224ZM223 4V5H224ZM24 5V4H23ZM62 5V4H61ZM77 5V4H76ZM82 5V4H81ZM164 5V4H163ZM217 5V4H216ZM250 5V4H249ZM75 6V5H74ZM93 6V5H92ZM13 7V8H12ZM61 7V6H60ZM65 7H67V6H65ZM77 7V6H76ZM79 7V6H78ZM161 7H162V5H161ZM160 7V5L158 6V8H160V9H162ZM203 7V6H202ZM201 7V8H202ZM218 7V6H217ZM245 7L247 8V6L245 5ZM81 8H87V6L86 5H82V7ZM94 8H95V5H94ZM143 8V7H142ZM239 8H241V7H239ZM245 8V9H246ZM60 9V8H59ZM78 9V8H77ZM76 9V10H77ZM160 9H157V10H160ZM205 9V8H204ZM204 9H203V11H204ZM209 9V8H208ZM215 9V8H214ZM242 9H244V8H242ZM61 10V9H60ZM70 10V9H69ZM86 10V9H85ZM156 10V11H157ZM171 10H168V11H171ZM202 10V9H201ZM206 10V9H205ZM239 11L241 10V9H238ZM71 11V10H70ZM73 11L74 12H72L73 14H75L76 13V11L73 9ZM79 11V10H78ZM161 11H163V10H161ZM165 11V10H164ZM215 11V10H214ZM245 11V10H244ZM65 12V11H64ZM63 12V14L64 15H61V16H59V15H54L53 14V16H55V18L59 21V24L62 26V28H63V30L65 31V33L68 35H70V39H72L73 40V42L74 43H76L79 47H80V49H81V52L84 54V52H87V51H90L95 45H94V43H92V41H90L89 39V36H90V34L89 35H87V33L88 32H86L85 33V35H87V36H82V32L80 33V31L82 30L81 28H82V26L84 25V23L85 22H87V21H90L91 20V15H89L88 13H86V14H84L83 12H78L77 14H79L80 13V16L79 17H77V16H75V15H71V14H65ZM69 12V11H68ZM153 12V11H152ZM3 13V14H4ZM71 13V12H70ZM229 13V12H228ZM42 14V13H41ZM201 14H204V12L203 13H201ZM208 14V13H207ZM212 15V14H211ZM14 16V15H13ZM39 16V15H38ZM41 16H43V15H41ZM185 16V15H184ZM15 17V16H14ZM17 18V17H16ZM39 18H43L44 19V16L43 17H39ZM232 18V17H231ZM43 19H38L37 21V23L36 24H34V23H32V24H27V28H29L28 30H27V32L30 30L31 32H32V35H34V37H33V39H34V41H33V39H32V41L31 42H33L34 43V45H38V47H40V52L39 53H42V55L43 54H47V56L48 57H46V58H48L51 62H54L55 64H56V66L58 65V68H65V67H71V66H78V67H80V69H81V73H83L84 75L86 74L85 72H86V69H87V67H86V63H85V61H83L80 57H78L76 54H71V53H69V51H70V49L68 48H66L65 47V45H69V44H67L68 42H66V39L64 38H60L59 36H57L56 34L57 33H55L54 31H53V29L54 28H56V27H54L53 25H51L52 27H54V28H51V26H50V23H49V21H48V23L47 22H45ZM93 19V18H92ZM185 19V18H184ZM45 20H48L47 19V17H46V19ZM87 20V21H86ZM186 20V19H185ZM167 22H169V21H166V24H167ZM173 22V21H172ZM6 23V22H5ZM7 24V23H6ZM13 24V23H12ZM15 24H17V23H15ZM42 24H44V25H46V24H48L46 27H48V28H46V29H41V25ZM166 24H164V25H166ZM175 24V23H174ZM179 24V23H178ZM178 24H175V25H178ZM183 24V23H182ZM182 24H179V25H181L182 27L184 26V25H182ZM43 25V26H44ZM174 25V26H175ZM186 25V24H185ZM190 25V24H189ZM17 26V25H16ZM202 26V25H201ZM8 27V29H10L9 28V25L7 26ZM17 27H19V25L17 26ZM22 27V26H21ZM45 27V26H44ZM88 27H90L92 30H93V28L94 29H96V27H94V23H90L89 25H87V28ZM187 27V26H186ZM184 28V30L185 31H183V33H184V37H185V40H184V38L182 39L181 37L182 36H179L180 34H182V32H180V30H177V29H179L180 28V26H178V27H174L175 28V30H173L174 28L173 27H171L170 26V24H169V26L168 25H166L165 27H163V32H164V34H163V36H164V39H170V41L168 40V43L170 44V42H172L174 45H173V47L174 46H181V45H183L181 42L183 41H185L184 42V44L186 43V42H188L189 41V34H187V28ZM205 27V26H204ZM236 26L234 25V29L232 28V27H230V29H229V33L231 32L232 33V30H233V35L231 36V38H230V36H229V38H230V40L232 39V37H234V35H235V37L237 38L238 37V30L239 29H241L242 31L241 32H239L242 36L244 35L242 32L244 31L243 30V28H239V29H237V32L235 33V28ZM239 27V26H238ZM6 28V27H5ZM16 28V27H15ZM20 28V27H19ZM24 28V27H23ZM26 28V27H25ZM84 28V27H83ZM182 28V29H183ZM4 29V28H3ZM8 29H6L7 31H5V33L6 32H8ZM21 29V28H20ZM81 29V30H80ZM91 29H89V31H91ZM232 29V30H231ZM12 30V29H11ZM16 30V29H15ZM21 30H23V29H21ZM24 30H26V29H24ZM56 30H58V29H56ZM55 30V31H56ZM84 30V29H83ZM88 30V29H87ZM100 31H101V29H99ZM231 30V31H230ZM235 30V31H234ZM253 31V30H252ZM251 31V32H252ZM2 32V31H1ZM10 32V31H9ZM17 32V31H16ZM26 32V31H25ZM26 32V33H27ZM12 33V32H11ZM15 33V32H14ZM22 33H23V31H22ZM25 33V34H26ZM58 33H60V32H58ZM89 33H91V32H89ZM231 33H230V35H231ZM235 33V34H234ZM245 33V32H244ZM17 33H15V35H16ZM19 34H21V32L20 33H18V35ZM240 34H239V36H240ZM246 34V36L244 35V37H245V41H246V44H247V42H249L248 41V35H247V32L245 33ZM251 34V33H250ZM9 35V34H8ZM18 35H16V36H18ZM30 35V34H29ZM55 35H56V37H55ZM252 35H254L253 33H252ZM23 36V35H22ZM242 36H240V37H242ZM2 37V36H1ZM26 37V36H25ZM31 37V36H30ZM91 37V36H90ZM170 37V38H169ZM253 37V36H252ZM55 38V39H54ZM235 38V40H237ZM251 38V37H250ZM249 38V39H250ZM171 39H172V41H171ZM182 39V40H181ZM253 39V38H252ZM230 40H228V42L230 41ZM232 40H234V38L232 39ZM234 40V41H235ZM240 40H243V37L240 39ZM240 40H237V42L239 41V43H241L240 42ZM243 40V41H244ZM167 41V40H166ZM192 41V40H191ZM234 41H232V43H234ZM242 41V42H243ZM254 40H250V42H253ZM165 43V42H164ZM231 42H229V44H231V45H233ZM236 43V42H235ZM234 43V47H236V44ZM245 43V42H244ZM162 44V43H161ZM243 44V43H242ZM241 44V45H242ZM153 45V44H152ZM240 45V44H239ZM254 44H252L251 46H253ZM61 47V48H58V47ZM70 46V45H69ZM172 46V45H171ZM251 46L249 47V49L251 48ZM130 47H131V45H129L126 49H130ZM169 47V46H168ZM173 47H172V49H173ZM178 47L176 48V50L178 49ZM233 47V46H232ZM237 47H239L238 45H237ZM248 47V46H247ZM153 48V47H152ZM185 48V49H184ZM184 50H186V51H184L185 52V54H183L182 55V53L181 52H183V51H181L180 49H182V46L179 48V50L181 51L180 52V54L179 53H177V54H179L180 56H182L181 58H184V61H189V50L187 49V46L185 45L184 46ZM192 48V47H191ZM244 48H246V47H244ZM11 50V52H12V54H14L15 55V53L16 52H20V53H22L20 50H21V48H18L17 50H15V49H12V48H10ZM36 49V48H35ZM34 49V50H35ZM248 49V50H249ZM253 49V48H252ZM14 50L16 51L15 53H13L14 52ZM31 50V49H30ZM32 50H33V46H32ZM171 50V49H170ZM37 51V50H36ZM72 51V50H71ZM254 51V50H253ZM32 52V51H31ZM38 52H36V53H38ZM73 52V51H72ZM134 52V51H133ZM189 52V53H188ZM35 53V52H34ZM77 53V52H76ZM172 53L174 54L175 52L174 51H172ZM246 53V52H245ZM129 54H130V52H129ZM18 55V54H17ZM40 55V54H39ZM38 55V56H39ZM42 55H40V57L42 56ZM124 55V54H123ZM132 55V54H131ZM175 55H176V53H175ZM193 55V54H192ZM191 55V56H192ZM33 56V55H32ZM38 56H37V59H38ZM179 56V57H180ZM27 57H29L28 55H27ZM39 57V58H40ZM25 58V57H24ZM43 58H45V57H43ZM42 58V59H43ZM123 58V57H122ZM17 59H19V57H17V58H13V60H12V64L13 63H17ZM27 59V58H26ZM48 59H46V60H48ZM107 59V58H106ZM125 59V58H124ZM190 59H191V57H190ZM20 60H21V58H20ZM160 60V59H159ZM181 60V59H180ZM27 61V60H26ZM10 62V61H9ZM46 62V61H45ZM75 62V63H74ZM18 63H19V61H18ZM22 63V62H21ZM33 63V62H32ZM37 63V62H36ZM25 64V63H24ZM42 64V63H41ZM40 64V65H41ZM55 64H53V65H55ZM73 64H75V65H73ZM108 64V63H107ZM19 65V64H18ZM109 65H111V63L109 64ZM15 66H16V64H15ZM28 66V65H27ZM33 66H34V64H33ZM36 66V65H35ZM22 67V66H21ZM29 67V68H28ZM27 68H28V70H32L31 68H30V66H28ZM38 67V66H37ZM36 67V68H37ZM14 68V67H13ZM12 68V69H13ZM26 68V67H25ZM26 68V69H27ZM42 68V67H41ZM21 69V68H20ZM19 69V70H20ZM79 69V70H80ZM15 70V69H14ZM28 70L26 71V72H28ZM65 70H67V68L65 69ZM7 71H8V69H7ZM37 71V70H36ZM39 71V70H38ZM45 71V70H44ZM9 72V71H8ZM48 72V71H47ZM52 72V71H51ZM67 72V71H66ZM49 73V72H48ZM53 73V72H52ZM252 73V72H251ZM39 74H40V71H39ZM41 74H43V73H41ZM56 74V73H55ZM54 74V75H55ZM58 74V73H57ZM29 75V74H28ZM27 75V76H28ZM35 75H36V73H35ZM37 75H38V73H37ZM37 75H36V77H37ZM45 75V74H44ZM51 75V74H50ZM252 75V74H251ZM38 76H40V75H38ZM56 77V76H55ZM83 77V76H82ZM23 78V80L25 79L24 77H22ZM22 78H21V81H22ZM29 78V77H28ZM35 78V77H34ZM42 78H43V75H42ZM36 79V78H35ZM50 79V78H49ZM55 79V78H54ZM68 79H70V78H68ZM2 80V79H1ZM3 80H5V79H3ZM11 80H12V78H11ZM20 80V79H19ZM27 80V79H26ZM47 80V79H46ZM79 80V79H78ZM20 81V82H21ZM42 81V80H41ZM66 81H68V80H66ZM91 81V80H90ZM262 81V80H261ZM2 82V81H1ZM46 82V81H45ZM49 82V81H48ZM253 82H255V81H253ZM55 83V82H54ZM48 84V83H47ZM10 85H12V84H10ZM16 85V84H15ZM74 85H75V82H74ZM245 85V84H244ZM252 85V84H251ZM52 86H54V85H52ZM61 86H62V84H61ZM71 86V85H70ZM81 86V85H80ZM94 86V85H93ZM98 86V85H97ZM10 87V86H9ZM9 87H8V89H9ZM14 87V86H13ZM50 87V86H49ZM60 87V86H59ZM64 87V86H63ZM253 87V86H252ZM254 87H255V84H254ZM73 88H75L74 86H73ZM80 88V87H79ZM222 88V87H221ZM262 88V87H261ZM8 89H6L7 91H8ZM11 90H12V88H10ZM57 89V88H56ZM55 89V90H56ZM62 89V88H61ZM64 89V88H63ZM66 89V88H65ZM252 89V88H251ZM251 89H250V91H251ZM10 90V91H11ZM58 90V89H57ZM81 90H83V89H81ZM225 90V89H224ZM253 90V89H252ZM255 90H257L256 88H254V90L253 91H255ZM9 91V92H10ZM61 91V90H60ZM73 91V90H72ZM79 91V90H78ZM252 91V92H253ZM46 92V91H45ZM44 92V93H45ZM262 92V91H261ZM76 93V92H75ZM85 93V92H84ZM248 93V92H247ZM246 93V94H247ZM250 93V92H249ZM248 93V94H249ZM43 94V93H42ZM41 93H38V92H32V94H29L27 97H25V98H22V97H20V98H18V100H17V102H13V100L12 99H8L7 100V98H5V96L4 95H6V94H4L3 96H4V98L7 100V108L5 109V111L3 112L2 111V109H0V150H1V145L3 144L5 147H12V150H11V152H10V154L12 153H18L19 151L18 150H20V149H23L24 150V152L25 153H27L28 155L29 154H33V153H40V155L42 156L43 155V157L46 155V156H48L49 155V153H50V150H49V147L51 148V146H49V145H47V144H50V143H46L45 141L46 140H44V138H42V137H45V136H48V135H50V133H51V135H54V133L57 135L59 132H57L56 130L58 129V130H60L58 127H59V125H58V127H57V125L54 123L55 122V120L57 119V117H59L58 115H59V111L58 110H56L55 109V106H54V103L55 102H53L52 101V99L50 100L49 99V97L48 96H43ZM48 94V93H47ZM53 94H55V93H53ZM64 94H67V95H69L70 94V91H68V90H66L65 92H64ZM74 94V93H73ZM245 94V95H246ZM251 94H253V93H251ZM8 95H9V93H8ZM254 95V94H253ZM52 96V95H51ZM63 96H65V95H63ZM79 96V95H78ZM251 96V95H250ZM256 96V95H255ZM254 96V97H255ZM8 97V96H7ZM55 97V96H54ZM57 98L59 97V96H56ZM71 97V96H70ZM252 97V96H251ZM53 98V97H52ZM72 98H74V97H72ZM77 98V97H76ZM80 98V97H79ZM59 99V98H58ZM58 99H56V101H58ZM64 99V98H63ZM61 100V99H60ZM66 100V99H65ZM2 101V100H1ZM3 103H5V100L3 99ZM61 101H63V100H61ZM64 102V101H63ZM263 103H264V101H263ZM58 108H59V106H58ZM60 109V108H59ZM65 114V113H64ZM42 117H44V118H42ZM18 118H22V119H24V121L25 122H30V121H32V119H34L33 121L35 122V121H38V118H40L41 120H43V123H41L40 125H38V124H33V125H35L34 127H31L32 129L30 130V132H29V134H27V127H25L24 126V128H21V127H18V126H16L15 127V125L14 124H16L18 121L17 120H15V119H18ZM13 124V125H12ZM12 125V126H11ZM195 126V125H194ZM198 126V125H197ZM186 130V128L184 129V131ZM190 129H188V131H189ZM53 131H56V132H53ZM179 132V131H178ZM177 132V133H178ZM182 132V131H181ZM180 132V133H181ZM37 133H40L39 135L37 134ZM185 133V132H184ZM190 133V132H189ZM25 134H27V136L28 137H25L26 135ZM61 134H62V132H61ZM60 134V135H61ZM183 134V133H182ZM63 135V134H62ZM62 135L61 136H59V134H58V138L59 137H62ZM195 135V134H194ZM181 136V135H180ZM41 137V138H40ZM50 137V136H49ZM48 137V141H49V139L51 138H49ZM53 137V136H52ZM63 138V137H62ZM184 138V137H183ZM197 138V137H196ZM26 139V140H25ZM28 139V140H27ZM39 139H42L43 141H41V140H39ZM45 139H47V138H45ZM54 139V142L56 143H53L54 145V147L55 148H58L59 146H58V144H57V142L59 141V140H56L55 141V138H53ZM61 139V138H60ZM64 139H66L65 137H64ZM190 139V138H189ZM67 140V139H66ZM63 141V140H62ZM184 141H185V139H184ZM188 141V140H187ZM49 142H51V141H49ZM53 142V141H52ZM65 141H63V143H64ZM67 142V141H66ZM69 142V141H68ZM68 142H67V145H68ZM186 143V142H185ZM62 144V143H61ZM64 145V144H63ZM184 145V144H183ZM65 146V145H64ZM68 146H71V144H69ZM66 147V148H69L70 149V147ZM216 146H217V144H216ZM54 147H52V149L54 148ZM63 147V146H62ZM74 147H76L75 145H74ZM184 147V146H183ZM263 147V146H262ZM8 148H4L3 147V149H5V150H3V151H5V153L7 154V149ZM54 148V149H55ZM214 148V147H213ZM216 148V147H215ZM256 148V147H255ZM53 149V150H54ZM59 149V148H58ZM63 149H64V147H63ZM63 149L61 150L62 151V154H63ZM77 149V148H76ZM208 149V148H207ZM217 149V148H216ZM261 149V148H260ZM10 150V149H9ZM256 151H257V149H255ZM3 151H1V152H3ZM18 151V152H17ZM22 151V150H21ZM55 151V150H54ZM58 151V150H57ZM56 151V152H57ZM60 151V152H61ZM66 151H67V149H66ZM207 151V150H206ZM206 151H205V153H206ZM1 152H0V154H1ZM23 152V151H22ZM22 152H21V154H22ZM59 152V151H58ZM208 152V151H207ZM216 152V151H215ZM101 153V152H100ZM166 153V152H165ZM164 152H162L161 153V155L163 154V156L165 157V154ZM182 153V152H181ZM9 154V155H10ZM11 154V155H12ZM13 154V156H15V157H17V156H19V153H18V155H14ZM24 154V153H23ZM22 154V157L24 158V155ZM32 154L31 155H29V156H32ZM173 154V153H172ZM5 155V154H4ZM8 155V154H7ZM6 155V156H7ZM35 154H33V156H34ZM38 156H39V154H37ZM53 155V154H52ZM54 155H55V153H54ZM211 155V154H210ZM213 155H214V153H213ZM21 156V155H20ZM162 156V157H163ZM236 156V155H235ZM235 156H234V158H235ZM1 157V156H0ZM3 157V156H2ZM5 157V156H4ZM2 158L3 160L5 159V158ZM12 157V156H11ZM10 156H8V157H6V158H10V159H12ZM14 157V158H15ZM26 157H28L27 155H26ZM37 156H35V158H36ZM51 157V156H50ZM54 157V156H53ZM103 157V156H102ZM161 157V156H160ZM159 157V158H160ZM211 157V156H210ZM213 157H215V156H213ZM212 157V158H213ZM31 158V157H30ZM39 158V157H38ZM44 158H46V157H44ZM48 158H49V156H48ZM52 158V157H51ZM88 158V157H87ZM104 158V157H103ZM227 158V157H226ZM231 158V157H230ZM236 158H237V156H236ZM17 160H20V158H16ZM15 159V160H16ZM32 159V158H31ZM43 159V158H42ZM41 159V160H42ZM47 159V158H46ZM46 159H45V161H46ZM50 159V158H49ZM163 159V158H162ZM161 159V160H162ZM203 159H204V157H203ZM209 159V157L208 158H206V161ZM211 159V158H210ZM218 159H219V156H218ZM218 159H217V161H218ZM12 160H14V159H12ZM11 160V161H12ZM22 160V159H21ZM20 160V161H21ZM37 160V159H36ZM76 160V159H75ZM74 160V161H75ZM82 160V159H81ZM158 160V159H157ZM160 160V159H159ZM214 160H215V158H214ZM214 160H212V162H214ZM223 160V159H222ZM224 160H226V162H227V159H224ZM6 161V160H5ZM24 161H25V159H24ZM29 161V160H28ZM43 161V160H42ZM69 161H71V160H69ZM77 161H78V159H77ZM92 161H93V159H86V160H84V158H83V160L82 161H78V165L76 164V167L75 168H72L71 166H68V168H66V171L64 172V173H62L61 171H59L58 169H56V168H54L53 166V168L51 167H47L48 169H49V177L47 178L46 177V180H50L49 182H51L52 184H57V186L58 185H62V186H68V185H70V184H75V182H78L79 180H81V179H84V178H86L87 179V177H91V178H93L95 181H99V180H101V178L102 177H105V176H108V175H110L111 173H112V171H114L113 170V168L109 165V164H107V165H105V166H103L104 167V171H102L101 173L103 174L102 175V177H100L98 174H97V168H96V166H92ZM107 162L106 163H108V160H106ZM145 161V160H144ZM171 161V160H170ZM25 162H27V160L25 161ZM31 162V161H30ZM117 162V161H116ZM161 162V161H160ZM160 162L158 163V164H160ZM164 162V161H163ZM175 162V161H174ZM210 162V161H209ZM208 162V163H209ZM211 162V163H212ZM225 162V161H224ZM223 162V163H224ZM229 162V161H228ZM230 162H231V164H232V161H231V159H230ZM229 162V163H230ZM235 162V161H234ZM251 162L253 163L254 161H250L249 163L251 164ZM39 163V162H38ZM72 163H73V161H72ZM99 163H105V159H103V160H100L99 161ZM162 163V162H161ZM219 163H221V162H219ZM249 163L247 164L246 163V165L245 166H247V165H249ZM255 163H257L256 161H255ZM111 164V163H110ZM114 164V163H113ZM113 164H111V165H113ZM150 164V163H149ZM156 164L157 163H155V167H156ZM164 164V163H163ZM181 164V163H180ZM222 164V163H221ZM258 164V163H257ZM65 165V164H64ZM67 165H68V162H67ZM66 165V166H67ZM115 165V164H114ZM148 165V164H147ZM162 165V164H161ZM160 165V166H161ZM206 165H207V163H206ZM205 165V166H206ZM215 165V164H214ZM214 165H213V167H214ZM220 165V164H219ZM219 165L217 166H215V167H219ZM226 165V164H225ZM253 165H255L254 163H253ZM116 166V165H115ZM115 166H114V168H115ZM177 166V165H176ZM180 166V165H179ZM200 166V165H199ZM221 166V165H220ZM226 166H228V165H226ZM255 166H257V165H255ZM262 166V165H261ZM3 167V166H2ZM57 167V166H56ZM116 167H119L118 165L116 166ZM178 167V166H177ZM203 167V166H202ZM202 167H201V169H202ZM209 167H211L210 165H209ZM223 167H225V166H223ZM222 167V168H223ZM244 167V166H243ZM249 167H251V166H248L247 167V170H244L243 169V171H245V176L243 175V172L241 173V175H243L244 177H246V178H248L249 177V174H250V169H248ZM263 167V166H262ZM46 168V169H47ZM147 168H149V165L147 166ZM172 168V167H171ZM186 168V167H185ZM199 168V167H198ZM203 168H205V167H203ZM206 168H208V167H206ZM227 168V167H226ZM230 168H231V165H230ZM256 168V167H255ZM258 168V167H257ZM18 169V168H17ZM40 169V168H39ZM43 169V168H42ZM41 169V170H42ZM45 169V168H44ZM99 169V168H98ZM117 169V168H116ZM145 170L143 171L144 173H145V171H146V168H144ZM155 169V168H154ZM154 169H152L153 171H154ZM161 169V168H160ZM176 169V168H175ZM181 169H182V167H181ZM210 170H211V168H209ZM209 169H207V170H209ZM219 169V168H218ZM147 170H149V169H147ZM151 170V169H150ZM163 170V169H162ZM179 170V169H178ZM183 170V169H182ZM181 170V171H182ZM213 170V169H212ZM225 170V169H224ZM253 170V169H252ZM117 171V170H116ZM115 171V172H116ZM156 171V170H155ZM177 171V170H176ZM188 171V170H187ZM186 171V172H187ZM217 171V170H216ZM227 171V170H226ZM256 171H257V169H256ZM35 172V171H34ZM115 172H113V173H115ZM152 172V171H151ZM157 172H158V170H157ZM163 172V171H162ZM161 172V173H162ZM173 173H175L174 172V170L172 171ZM185 172V169H184V173H186ZM205 172V171H204ZM212 171H210V172H208V173H211ZM254 172H255V170H254ZM149 173H150V171H149ZM148 173V174H149ZM152 173H154V172H152ZM156 173V172H155ZM160 173V174H161ZM177 173H179V171L177 172ZM181 173V172H180ZM183 173V172H182ZM207 173V172H206ZM207 173V174H208ZM213 173H217V172H213ZM222 173H223V171H222ZM230 172H228V174H229ZM232 173V172H231ZM256 173V172H255ZM158 174V173H157ZM165 174V173H164ZM253 174V173H252ZM260 174V173H259ZM258 174V175H259ZM101 175V174H100ZM114 175V174H113ZM112 175V176H113ZM116 175V174H115ZM115 175H114V177H115ZM144 175V174H143ZM174 175V174H173ZM188 175V178H189V174H187ZM224 175V174H223ZM236 175V174H235ZM33 176H35V174L34 173H29V172H21V171H17L16 169H15V171H12V173H8L7 171H4V170H0V205L2 204V198L4 197V196H6V199H8L7 198V196L9 197H18V196H20V198L21 197H23L24 198V195H26V191L27 190H29V187H27V183L29 182L28 181V179L29 178H31V177H33ZM117 176V175H116ZM181 176V175H180ZM222 176V175H221ZM228 176V175H227ZM231 176V175H230ZM239 176H240V174H239ZM43 177V176H42ZM111 177V176H110ZM109 177V178H110ZM149 177V176H148ZM161 177H162V175H160V180H161ZM186 177V176H185ZM190 177H191V174H190ZM211 177V176H210ZM223 177V176H222ZM232 177V176H231ZM231 177H228V178H231ZM233 177H235L234 176V174H233ZM251 177V176H250ZM260 177H261V179H262V176L260 175ZM34 178V177H33ZM176 178L178 179V177L176 176ZM184 178V177H183ZM205 178V177H204ZM207 178V177H206ZM223 178H225V177H223ZM227 178V179H228ZM239 178V177H238ZM238 178H237V180H238ZM252 178H254L253 176H252ZM251 178V179H252ZM258 178V177H257ZM112 179V178H111ZM164 179V178H163ZM170 179V178H169ZM180 179V178H179ZM186 179V178H185ZM184 179V180H185ZM201 179V178H200ZM211 179V178H210ZM222 179V178H221ZM240 179H243V178H240ZM245 179V178H244ZM244 179H243V181H244ZM248 179H250V178H248ZM251 179L249 180L250 182H251ZM107 180H108V178H107ZM153 181L155 180L154 178L152 179ZM159 180V181H160ZM202 181L204 180V179H201ZM215 180V179H214ZM231 180H232V182H235V180L234 179H232L231 178ZM234 180V181H233ZM237 180H236V182H237ZM246 180V179H245ZM253 180V179H252ZM263 180V179H262ZM28 181V182H27ZM31 181V180H30ZM36 179L35 180H32V182L34 183V184H36ZM40 181H41V179H40ZM86 181H88V180H86ZM103 181V180H102ZM168 181V180H167ZM186 181H187V179H186ZM185 181V182H186ZM191 181V180H190ZM198 181H200L199 179H198ZM217 181H218V179H217ZM230 181V180H229ZM255 181V180H254ZM254 181L252 182V183H254ZM91 182V181H90ZM105 182V181H104ZM115 183V182H118V180L116 181H112L111 183ZM147 182V181H146ZM161 182H162V180H161ZM160 182V184H162ZM164 182V181H163ZM181 183L183 182L182 180L180 181ZM189 182V181H188ZM187 182V183H188ZM210 182V181H209ZM225 183H226V181H224ZM223 182V183H224ZM257 182V181H256ZM43 183V182H42ZM82 183V182H81ZM80 183V184H81ZM84 183H86V182H84ZM93 183H96V182H92V185H93ZM99 183V182H98ZM106 183V182H105ZM167 183V182H166ZM176 183V182H175ZM197 183H199V182H197ZM200 183H201V181H200ZM215 183H217V182H215ZM228 183V182H227ZM231 183V182H230ZM239 183H240V180H239ZM247 183V182H246ZM251 183V184H252ZM29 184H31V183H29ZM49 184V183H48ZM51 184V185H52ZM83 184V183H82ZM90 184V183H89ZM108 184H110L109 182H108ZM116 184V183H115ZM144 184H145V182H144ZM159 184V183H158ZM164 184V183H163ZM162 184V185H163ZM178 184V183H177ZM205 184V183H204ZM204 184L202 185L203 187H204ZM206 184H208L207 182H206ZM205 184V185H206ZM214 184V183H213ZM242 184H243V182H242ZM249 184V183H248ZM247 184V185H248ZM251 184H249L248 186H250ZM32 185V184H31ZM77 185V184H76ZM85 185H87V183L85 184ZM96 185V184H95ZM100 185V184H99ZM105 185V184H104ZM110 185H113V184H110ZM118 185H119V183H118ZM167 185V184H166ZM166 185H164L165 187H166ZM175 185V184H174ZM179 185V184H178ZM187 185V184H186ZM186 185L184 186V187H186ZM189 185L191 186V184L189 183ZM192 185H195V184H192ZM221 185V184H220ZM219 185V186H220ZM225 185V184H224ZM227 185H229V184H227ZM227 185H226V187H227ZM231 185H232V183H231ZM235 185V184H234ZM238 185V184H237ZM255 186V183L254 184H252L249 188H251L252 186ZM256 185H257V183H256ZM84 186V185H83ZM102 186V188H103V185H100V187ZM143 186H145V185H143ZM172 186V185H171ZM180 186V185H179ZM178 186V187H179ZM182 186H183V183H182ZM190 186H188V189H189V187ZM201 186V185H200ZM215 186V185H214ZM213 186V187H214ZM218 185H217V187H219ZM222 186H223V184H222ZM221 186V187H222ZM233 186V185H232ZM231 186V187H232ZM240 186V185H239ZM242 187H244L243 185H241ZM253 186V187H254ZM74 187H76V186H74ZM79 187H80V185H79ZM79 187H77V188H79ZM88 187V186H87ZM93 187V186H92ZM96 186H94L93 188H91V189H93V191L95 190L94 188H95ZM119 188L121 187V185L120 186H118ZM153 186H152V183H151V181H148L147 182V185L144 187V189H145V195L148 197H153V188H155V186L152 188ZM163 187V186H162ZM164 187V188H165ZM177 187V188H178ZM237 187L238 186H236V190H237ZM242 187H239V188H242ZM252 187V188H253ZM256 187V186H255ZM28 188V189H27ZM54 188H59V187H54ZM122 188V187H121ZM124 188V187H123ZM172 188V187H171ZM171 188H170V190H171ZM175 188V187H174ZM180 188V187H179ZM193 189L194 188H196L195 186L194 187H192ZM198 188V187H197ZM201 188V187H200ZM205 188V187H204ZM211 188V187H210ZM223 188H225V187H223ZM227 188H229V187H227ZM233 188V187H232ZM235 188V187H234ZM239 188H238V190H239ZM247 188V187H246ZM245 187H244V189H246ZM251 188V189H252ZM52 189H53V186H52ZM70 189V188H69ZM69 189H67V190H69ZM76 189V188H75ZM80 189V188H79ZM78 189V190H79ZM84 189V187H82L81 188V190H83ZM87 188H85V190H86ZM97 191H96V193L98 192V185H97ZM99 189H101V188H99ZM144 189H143V187H142V190L144 191ZM156 189H158V186H156ZM168 189V188H167ZM182 189V188H181ZM187 189V188H186ZM187 189V190H188ZM217 189V188H216ZM220 189H222V188H220ZM250 189V190H251ZM255 189V188H254ZM258 189H259V185H258ZM33 190V189H32ZM31 190V191H32ZM51 190V189H50ZM74 190V189H73ZM77 190V189H76ZM78 190H77V192H78ZM81 190H79L80 192H81ZM85 190H84V192H85ZM121 190V189H120ZM122 190H124V189H122ZM169 190V189H168ZM167 190V195L169 196V194L171 193L170 191H168ZM178 190V189H177ZM192 190V189H191ZM191 190H189V191H191ZM195 190V189H194ZM200 190V189H199ZM203 190H205V191H207L208 190V188H207V190L206 189H203ZM211 190V189H210ZM210 190H208V193H209V191ZM224 190V189H223ZM222 190V191H223ZM227 190H229V189H227ZM223 191V197L224 198H226V197H228V198H230V195L228 196L227 194L229 193V191ZM233 190V189H232ZM237 190V191H238ZM247 190V189H246ZM246 190H240V191H243V192H245ZM257 190V189H256ZM261 190V189H260ZM31 191H29V192H31ZM55 191V189L53 190V192ZM57 191H60V190H58L57 189ZM66 191V190H65ZM71 192H72V187H71V190H70ZM88 191V190H87ZM100 191V190H99ZM126 191H128V190H126ZM158 192H159V190H157ZM185 191V190H184ZM202 191V190H201ZM215 190H213V192H214ZM220 191V190H219ZM233 191H235V190H233ZM240 191H239V193H240ZM254 191V190H253ZM263 191V190H262ZM51 192H52V190H51ZM67 192V191H66ZM69 192V191H68ZM67 192V193H68ZM70 192V193H71ZM75 193H76V191H74ZM91 191L89 190V192H85V193H82V194H80L79 192V194H77V195H74V193H73V195L71 196L70 195V193H69V195L70 196H68V195H65L64 197H62V198H60L59 200H54V199H52V197L50 196V198L52 199V200H50V199H48V201H47V203L48 202H50V203H48V204H46L45 202H44V200L41 202V203H45V205H40L39 204V202H38V204H36L34 201V203H35V205H32L31 207H23L22 205H21V207L22 208H18V207H20V205H18L16 208H15V206H11L13 203H12V201H13V199H12V201L10 202V200H8V202H10V204L11 205H9L10 207H13L12 209L13 210H10L9 208L6 210L7 212H5V213H3V212H1L2 211V209L0 208V213H2V215L0 214V223H1V225H0V264H28V262H26L27 260V257H26V259H25V256L27 255V254H29V253H31L32 254V259H33V261L34 260H37V259H35V258H37V256L39 257V255H41V254H38L36 257L35 256H33V251H35L34 249H35V247L37 246V242H38V240H41V241H43V242H45L46 241V239L45 238H47V236H43V232H42V235H39L38 236V238H37V236L35 237V235L33 234V232L35 231V232H37V230H35L34 229V231L33 230H31V228H33V227H27V225H26V223L29 221L28 220V217L26 216V214L27 213H30V212H32V210L33 211H35L34 213H36V210L37 211H39L38 212V214H39V216L38 217H36V218H38V222L40 223V222H42V223H45V225L47 224L48 226H46L45 228H46V230H49L50 228H51V230H56V225H58L57 227L58 228H60V226H59V224H55V221H54V211H55V209H56V206L58 205V204H60L61 206H63L62 207V209L63 208H65V212H66V216H72L73 217V219H77V215H80V214H78L79 213V210H73V207L75 206V202L76 203H79L78 201H81V199H83V197H86L85 198V200L86 201H88L89 203H90V205L89 206H91L89 209H90V211H91V215L90 216H92V217H97L98 219L100 218V221L102 220V223L106 226V225H108V226H110L111 225V228H112V225H113V227H114V219L112 220L111 219V217L109 218L108 216H109V211H106V206H107V201H105L107 198L109 199H111V198H114V197H116L117 198V200L116 199H114V200H116V202L114 203V207H113V212L117 209V205L118 204H123V202H124V200H125V210H126V212H127V214H128V212H131L130 210H132L131 208V206H132V203H133V200H135V202H136V206H137V201H138V205H139V203H141V200H140V194H139V196L138 195H135L134 194V192H133V194L131 195V196H129V197H127V195H125L126 193H120L119 195H117V193L116 192H118V189H117V187L114 185V186H111L110 188H104V190L102 189L101 191H100V193L99 194H101V198H103L101 201L98 199V201L100 202V204H99V206H97L96 204H97V202H95L94 201V199H96L95 198V196L97 197V194H93L92 195V192L90 193ZM123 192V191H122ZM162 192H165V191H162ZM168 192H170L169 194H168ZM181 191L179 190V193H180ZM196 192V191H195ZM200 192V191H199ZM212 192V191H211ZM251 192H252V190H251ZM258 192V191H257ZM264 192V191H263ZM60 193V192H59ZM61 193H62V189H61ZM61 193H60V195L59 196H61ZM64 193V192H63ZM63 193H62V196H63ZM66 193V194H67ZM128 193V192H127ZM130 193V192H129ZM154 193H156V191L154 192ZM182 193L184 194V192H183V190H182ZM186 193V192H185ZM191 193V192H190ZM201 193H203V192H201ZM215 193H217L218 194V189L216 190V192ZM233 193V192H232ZM56 194L58 195V193L56 192ZM56 194L54 195V194H52V195H54V196H56ZM65 194V193H64ZM98 194V195H99ZM136 194H137V192H136ZM157 194H159V193H157ZM165 193H163V195H164ZM172 194V193H171ZM182 194V195H183ZM192 194H193V191H192ZM194 194H196V193H194ZM205 194H207V193H205ZM221 194V193H220ZM237 194H238V192H237ZM249 194H250V192H249ZM254 194V193H253ZM255 194H256V192H255ZM156 195V194H155ZM159 195H161V193L159 194ZM173 195V194H172ZM176 195H178V194H176ZM176 195H174L175 196V198H176ZM182 195H180L181 197H183ZM190 195V194H189ZM199 194H196V197L198 196ZM208 195V194H207ZM211 195V194H210ZM209 195V196H210ZM234 195H235V193H234ZM234 195L233 196H231V198L233 197L234 198ZM241 195V194H240ZM245 195V198H246V201H245V198H244V201H245V203H246V206H243V207H245V215L247 216V217H249V211L250 210H252L251 209V201L250 200H254V199H250L249 197H248V193H245L244 194ZM243 195V196H244ZM251 195H252V193H251ZM28 196V195H27ZM58 196V197H59ZM68 196V197H67ZM145 196V197H146ZM162 196V195H161ZM161 196H159V198H161ZM186 196V195H185ZM194 196V195H193ZM203 196H204V193H203ZM219 196V194L216 196V197H218ZM222 196V195H221ZM220 196V197H221ZM238 196H239V194H238ZM242 196V195H241ZM240 196V197H241ZM254 196V195H253ZM252 196V197H253ZM258 196H260V194L258 195ZM57 197V196H56ZM155 197H157V195L155 196ZM163 197V196H162ZM187 197V196H186ZM189 197V196H188ZM215 197V196H214ZM219 197V198H220ZM251 197V196H250ZM254 197H256V196H254ZM263 197V196H262ZM25 198H27V197H25ZM30 198V197H29ZM36 198V197H35ZM54 198V197H53ZM100 198V199H101ZM169 198H170V196H169ZM173 198V197H172ZM178 198V197H177ZM191 198V197H190ZM194 198H195V196H194ZM198 198H199V196H198ZM213 198V197H212ZM235 198L237 199V196H235ZM257 198V197H256ZM17 199V198H16ZM15 199V201H17ZM32 199V198H31ZM80 199V200H79ZM143 199H144V197H143ZM162 199V198H161ZM185 199V198H184ZM183 199V200H184ZM214 199H216V198H214ZM214 199H212V202H213V200ZM221 199V198H220ZM236 199H234V200H236ZM264 199V198H263ZM3 200H5V198L3 199ZM21 200H22V198H21ZM27 200V199H26ZM29 200V199H28ZM36 200H40V199H36ZM155 200V202L157 201L156 199H154ZM179 200H180V198H179ZM183 200H181V201H183ZM191 200V199H190ZM194 200V199H193ZM196 200H198V199H196ZM211 199H209V203L211 202L210 201ZM222 200H226V199H222ZM232 199H230V201H231ZM238 200V199H237ZM243 200V199H242ZM14 201V202H15ZM20 201V200H19ZM18 201V202H19ZM32 201V200H31ZM45 201H46V199H45ZM73 202L74 201V206L72 207V208H70V206H72V205H69V203L70 202ZM149 201V200H148ZM151 201H153V200H151ZM151 201H149V202H151ZM160 201V200H159ZM185 201H187V198H186V200ZM184 201V202H185ZM198 201H200V205H199V202H197V205H198V208H203L202 209V211L204 210V207H205V205H207L208 204V198H206V195H205V198L204 197H202L201 198V196H200V198H199V200ZM216 201V200H215ZM215 201L213 202V203H215ZM221 201V200H220ZM255 201V200H254ZM256 201H258L257 199H256ZM255 201V202H256ZM5 202H6V200H5ZM8 202H6V203H8ZM24 202H25V200H24ZM37 202V201H36ZM110 203H111V200L109 201ZM112 202H113V200H112ZM155 202H153V203H155ZM161 202V201H160ZM165 202V201H164ZM163 202V203H164ZM174 202V201H173ZM190 201H188L187 202V205H188V203H189ZM233 202V201H232ZM236 202V201H235ZM243 202V201H242ZM253 202V201H252ZM260 202V201H259ZM16 203V202H15ZM22 203H23V201H22ZM83 203V202H82ZM88 203V204H89ZM152 203V202H151ZM150 203V204H151ZM168 203V202H167ZM166 203V205H168ZM170 203V202H169ZM176 203V202H175ZM179 203H181L182 204V202H179ZM221 203V202H220ZM222 203H224V201H222ZM231 203V202H230ZM234 203V202H233ZM233 203H232V205H233ZM245 203L243 204V205H245ZM30 202H29V205L28 206H30ZM71 204H73V203H71ZM86 204V203H85ZM193 204V203H192ZM201 204L202 205H204V207H199V206H201ZM235 205H236V203H234ZM253 204V203H252ZM256 204V203H255ZM255 204L253 205V207L255 206ZM13 205H16V204H13ZM27 205V204H26ZM25 205V206H26ZM145 205V204H144ZM170 205H171V203H170ZM173 205H174V203H173ZM183 205V204H182ZM181 205V206H182ZM184 205H186V204H184ZM212 205V204H211ZM216 205V206H215ZM214 206L215 207H217V204H215ZM218 205H219V202H218ZM238 205H240L239 203H238ZM238 205L236 206V207H238ZM258 205V204H257ZM78 206H79V204H78ZM78 206H76V207H74V208H77ZM82 206V205H81ZM84 207H86L87 206V204H86V206L85 205H83ZM88 206V207H89ZM123 206V205H122ZM146 206V205H145ZM157 206V205H156ZM172 206V205H171ZM176 206H178V204H176ZM175 206V207H176ZM210 206V205H209ZM230 206V205H229ZM4 207V206H3ZM87 207V208H88ZM110 207V206H109ZM108 207V208H109ZM112 207V206H111ZM119 207V206H118ZM139 207V206H138ZM144 207V206H143ZM167 207V206H166ZM169 207V206H168ZM214 207V208H215ZM234 206H232V208H233ZM252 207V208H253ZM57 208H60V207H57ZM134 209H135V207H133ZM140 208V207H139ZM162 208H164V206L162 207ZM171 208H173V210L175 211V209H174V207H171ZM178 208L179 209H181L180 208V206H178ZM185 208H187V206L185 207ZM210 208V207H209ZM225 208H227V207H225ZM230 208V207H229ZM240 208V207H239ZM241 208H242V206H241ZM258 208V207H257ZM4 209H6L5 207H4ZM4 209H3V211H4ZM83 209V208H82ZM118 209H120V208H118ZM117 209V210H118ZM122 209V208H121ZM143 209H145V207L143 208ZM161 209V208H160ZM176 209H177V207H176ZM184 209V208H183ZM190 209V208H189ZM189 209H187V210H189ZM193 209V208H192ZM191 209V210H192ZM205 209H206V207H205ZM216 209V208H215ZM215 209H214V211H215ZM228 209V208H227ZM227 209H225V210H227ZM256 209V208H255ZM9 210V211H8ZM86 210H88V209H86ZM85 210V211H86ZM124 210V209H123ZM141 210V209H140ZM163 210V209H162ZM199 210V209H198ZM197 209H196V211L197 212H199ZM217 210V209H216ZM30 211V212H29ZM57 211H58V209H57ZM63 211H64V209H63ZM84 211V212H85ZM90 211H89V213H90ZM119 211V210H118ZM134 211V210H133ZM157 211H158V209H157ZM168 211H169V208H168ZM167 211V212H168ZM185 211H186V209H185ZM194 211V209L192 210V212ZM196 211H194V212H196ZM234 210L232 209V212H233ZM236 211H238V209L236 210ZM240 211V210H239ZM257 210H255V212H256ZM59 212V211H58ZM88 212V211H87ZM121 212V211H120ZM145 212V211H144ZM143 212V213H144ZM161 212V211H160ZM164 212H165V210H164ZM167 212H165V213H167ZM172 213H173V211H171ZM176 212V211H175ZM180 212V213H179ZM189 212V211H188ZM192 212H190V213H192ZM225 212V211H224ZM112 213V212H111ZM116 213V212H115ZM135 213V212H134ZM146 213V212H145ZM169 213V212H168ZM177 213H179V214H181V216H183L182 215V212L181 211H178ZM230 213H231V211H230ZM235 213V212H234ZM233 213V214H234ZM239 213H241V211L239 212ZM254 213V212H253ZM253 213H252V215H253ZM257 213V212H256ZM255 213V214H256ZM82 214H84V213H82ZM87 214V213H86ZM86 214H84V215H82V216H85ZM114 214V213H113ZM125 214V213H124ZM123 213L122 214H120V216L121 215H124ZM126 214V215H127ZM130 214V213H129ZM128 214V215H129ZM136 214H138V213H136ZM149 214V213H148ZM153 214H155L154 212H153ZM152 214V215H153ZM157 214H159V213H156V215ZM164 213H162V215H163ZM175 214V213H174ZM203 214V213H202ZM201 214V215H202ZM219 214V213H218ZM222 214V213H221ZM233 214H231V215H233ZM243 214H244V212H243ZM243 214H242V216H243ZM37 215V214H36ZM61 215V214H60ZM59 215V216H60ZM63 215V214H62ZM115 215V214H114ZM131 215V214H130ZM146 215V214H145ZM151 215V216H152ZM165 215V214H164ZM163 215V216H164ZM176 215V214H175ZM189 215V214H188ZM205 215V214H204ZM226 215V214H225ZM230 215V217H232ZM235 215V214H234ZM237 215H239V214H237ZM29 216H31L32 217V215H29ZM81 216V215H80ZM80 217V219L81 218H83V217ZM111 216H112V214H111ZM150 215H148V217H149ZM160 216V215H159ZM159 216H157V217H159ZM162 216V217H163ZM172 216V215H171ZM180 216V215H179ZM181 216H180V218H181ZM186 215H184L183 216V219L186 221V219L184 218ZM192 216H194V214H192ZM208 216V215H207ZM207 216H204V217H207ZM214 216V215H213ZM57 217H58V215H57ZM86 217H87V215H86ZM92 217H90V219H89V221L91 220V218ZM106 217H108L109 219H106ZM122 217H127V216H122ZM135 217V216H134ZM142 217V215L140 216V218ZM175 217V216H174ZM173 217V218H174ZM177 217V216H176ZM195 217H197V216H195ZM194 217V218H195ZM199 217V216H198ZM197 217V218H198ZM203 217V218H204ZM240 217H241V214H240ZM252 217V216H251ZM251 217H249L248 219H249V221H250V218ZM257 217V216H256ZM30 218V217H29ZM33 218H35V215H34V217H32L31 219L33 220ZM62 218H63V216H62ZM113 218H114V216H113ZM138 218V217H137ZM150 218V217H149ZM155 218V217H154ZM164 218V217H163ZM165 218H167V219H169L168 217H165ZM172 218V217H171ZM189 218H190V216H189ZM189 218H187V220H189V221H191V219H193V218H191V219H189ZM211 218V217H210ZM214 218H215V216H214ZM225 218V217H224ZM236 218H239V217H236ZM246 217H244V219H245ZM30 219V220H31ZM59 219V218H58ZM57 219V220H58ZM68 219H70L69 217H68ZM78 219H79V217H78ZM94 219V218H93ZM106 219V220H105ZM118 219V218H117ZM131 219V218H130ZM135 219V218H134ZM142 219H144V218H142ZM212 219V218H211ZM216 219V218H215ZM219 219V218H218ZM227 219V218H226ZM226 219H225V221H226ZM229 219V218H228ZM233 219V218H232ZM247 218L245 219L246 221L248 220ZM61 220V219H60ZM63 220V219H62ZM82 220V219H81ZM80 220V221H81ZM88 220V219H87ZM97 219H95V221H96ZM125 220V219H124ZM137 220V219H136ZM136 220H134V221H136ZM146 220V219H145ZM149 220V219H148ZM153 219H151V221H152ZM157 220V219H156ZM165 220V219H164ZM171 220V219H170ZM169 220V221H170ZM178 220V219H177ZM234 220H238V219H234ZM242 220V219H241ZM67 221H69V220H67ZM83 221H85V219L83 220ZM93 222H94V220H92ZM122 221V220H121ZM130 221V220H129ZM131 221H133V220H131ZM143 221V220H142ZM150 221V222H151ZM161 221H162V218H161ZM180 221V220H179ZM205 221V220H204ZM214 221V220H213ZM217 221V220H216ZM229 221V220H228ZM30 223H31V221H29ZM37 222V223H38ZM59 222V221H58ZM74 222V221H73ZM86 222V221H85ZM88 222V221H87ZM115 222H116V220H115ZM128 222V221H127ZM150 222H148V226H150L149 225V223ZM155 223H156V221H154ZM160 222V221H159ZM164 222V221H163ZM168 222V221H167ZM174 222V221H173ZM172 222V224L171 225H173L175 222H176V220H175V222L173 223ZM202 222V221H201ZM219 221H217V223H218ZM251 222V221H250ZM257 222H259L258 220H257ZM256 222V223H257ZM29 223V224H30ZM33 223V222H32ZM38 223V224H39ZM41 223V224H42ZM60 224H61V222H59ZM62 223H63V221H62ZM77 223V222H76ZM76 223H75V225H76ZM83 223V222H82ZM96 223V222H95ZM119 223H120V220H119ZM139 223V222H138ZM153 223V222H152ZM154 223V224H155ZM158 223V222H157ZM157 223H156V225H157ZM161 223V222H160ZM171 223V222H170ZM170 223L169 224H167L168 226L170 225ZM187 223H188V221H187ZM200 223V222H199ZM209 223V220H208V222H207V224ZM212 223V222H211ZM220 223V222H219ZM246 223V222H245ZM28 224V223H27ZM41 224L39 225V227L41 226ZM72 224V223H71ZM81 224V223H80ZM85 224V223H84ZM87 224V223H86ZM100 224L101 223H99V227H100ZM127 224H129V223H127ZM144 224V223H143ZM181 224V226H179V227H181L183 230H181V231H184V228H185V226H184V224H186V223H184V221H183V224L182 223H180ZM179 224V225H180ZM191 224V223H190ZM197 224V223H196ZM213 224H215V222L214 223H212V225ZM231 224V223H230ZM237 224V223H236ZM259 223H257L256 225H258ZM26 226V228H28L27 230H25V231H22V232H20L19 231V228H22L23 226ZM32 225H34V224H32ZM31 225V226H32ZM67 225V224H66ZM90 225V224H89ZM92 225V224H91ZM90 225V226H91ZM121 225H122V223H121ZM121 225H119V227L121 226ZM133 225V224H132ZM137 226H138V224H136ZM136 225H135V230H136ZM151 225H153V224H151ZM166 225V226H167ZM176 225H178L177 223L176 224H174L173 226H175L176 227ZM204 225V224H203ZM210 224H208V225H206V226H209ZM218 225V224H217ZM224 226H225V224H223ZM223 225H222V227H223ZM232 225V224H231ZM239 224H237V226H238ZM253 225H255V222H254V224ZM255 225V226H256ZM36 226V225H35ZM71 226H73V227H76V226H74V224H72ZM79 226V225H78ZM78 226H77V229H78ZM102 226V225H101ZM105 226H102V227H105ZM106 227L107 228V230H108V228L109 227ZM123 226V225H122ZM145 226V225H144ZM148 226H145V228L146 227H148ZM160 226H162V224L160 225ZM167 226V227H168ZM187 226H188V224H187ZM186 226V227H187ZM242 226V225H241ZM245 227H246V225H244ZM243 226V227H244ZM248 226H250V225H248ZM259 226V225H258ZM258 226H256V227H258ZM37 227H38V225H37ZM42 227H44V225L42 226ZM49 227V229H47ZM64 227H65V224H64ZM63 227V228H64ZM68 227V226H67ZM72 227V228H73ZM83 227V226H82ZM81 227V228H82ZM101 227V228H102ZM128 227H130V226H128ZM143 227V226H142ZM141 226H140V228H142ZM151 227V226H150ZM149 227V228H150ZM163 227H164V225H163ZM191 226H189L188 228H190ZM194 227H196V226H194ZM220 227V226H219ZM235 227H236V225H235ZM255 227V228H256ZM25 228V227H24ZM34 228H36V227H34ZM44 228V229H45ZM68 228H71L70 226L68 227ZM67 228V229H68ZM71 228V229H72ZM84 228V227H83ZM89 228H91V227H89ZM94 228H95V226H94ZM115 228V227H114ZM131 228V227H130ZM130 228H128V230H130ZM138 228H139V226H138ZM137 228V230L139 231L140 229H138ZM144 228V227H143ZM156 228H157V226H156ZM180 228V229H181ZM204 228H205V226H204ZM208 228V227H207ZM211 228H212V226H211ZM218 228V227H217ZM226 228V227H225ZM224 228V229H225ZM247 228V227H246ZM249 228H251V227H249ZM38 229V228H37ZM73 229H75V228H73ZM77 229H76V231H77ZM96 229V228H95ZM94 229V230H95ZM104 229V228H103ZM122 229V228H121ZM125 229V226H124V228H123V230L121 231V237H122V239L124 240V244H125V246L128 248V249H130L129 251H131L130 253L131 254H135V251L137 252H139V250H136L138 247L137 246H134V244L136 245V243L138 242V240H135V242L133 243V240H132V238H134L137 234H136V232H133V233H135V234H133L134 235V237L133 236H130V234L128 233L129 231H127V229L126 230H124ZM133 229V230H134ZM147 229V228H146ZM151 229H153V228H151ZM158 229H159V227H158ZM168 229V228H167ZM167 229H166V232L168 233V231H170V230H168L167 231ZM187 229V228H186ZM201 229H202V227H201ZM200 229V230H201ZM206 229V228H205ZM204 229V230H205ZM209 230H210V228H208ZM208 229H207V231H208ZM215 229V228H214ZM214 229H212V230H214ZM220 229V228H219ZM252 229V228H251ZM38 230H41V228H39ZM58 230V229H57ZM86 230H87V228H86ZM102 229H100V231H101ZM106 230V229H105ZM118 230V229H117ZM116 230V231H117ZM144 230V229H143ZM161 230H162V227H161ZM178 230V229H177ZM228 230H229V228H228ZM227 230V231H228ZM248 230V229H247ZM247 230H245V232H247ZM42 231V230H41ZM61 231H63V230H61ZM69 231V230H68ZM81 231H82V229H81ZM88 231V230H87ZM96 231V230H95ZM98 231H99V229H98ZM100 231H99V233H100ZM103 231V230H102ZM109 231V230H108ZM119 231V230H118ZM117 231V232H118ZM131 231H132V228H131ZM131 231H130V233H131ZM147 231H148V229H147ZM152 231H154V229L152 230ZM171 231H172V229H171ZM174 231V230H173ZM172 231V232H173ZM187 231V230H186ZM199 231V230H198ZM206 231V230H205ZM230 231V230H229ZM252 231H254V229L252 230ZM255 231H257L256 229H255ZM39 232V231H38ZM92 232H94V231H92ZM97 232V231H96ZM105 232V231H104ZM104 232L102 233V234H104ZM116 232V233H117ZM140 232H141V235H142V229L140 230ZM162 232V231H161ZM160 231L158 232L159 234L161 233ZM171 232V233H172ZM178 232V231H177ZM192 230H191V234H192ZM212 232V231H211ZM251 232V231H250ZM41 232H39V234H40ZM44 233H45V231H44ZM49 233V232H48ZM54 233V232H53ZM58 233H60V229H59V232ZM58 233H57V235H58ZM64 233V232H63ZM79 233V232H78ZM78 233H76V234H78ZM84 233H86V232H84ZM98 233V232H97ZM106 233V232H105ZM138 233V232H137ZM145 233V232H144ZM148 233V232H147ZM154 233V232H153ZM162 233H164V232H162ZM161 233V234H162ZM171 233H169V235H164V234H162V241H164L165 242V244H166V246H167V248H169V246H170V248H169V252H170V250L173 248V246H172V248H171V245L174 243V241H173V238H171L170 237V234ZM199 233V232H198ZM203 233V232H202ZM217 233V232H216ZM215 233V234H216ZM223 233V232H222ZM222 233L220 232L219 234H221L222 235ZM228 233V232H227ZM248 233V232H247ZM253 233V232H252ZM47 233H45V235H46ZM50 234V233H49ZM49 234H47V235H49ZM56 234V232L53 234V235H55ZM65 234V233H64ZM70 234H72L74 237H75V230H71L70 231ZM82 234H83V232H82ZM91 234V232L90 231H88L87 233H86V235L83 237H78L77 238V240H78V249L80 248L81 250H82V247H86L88 244H89V242H91V241H93L92 240V238H91V241H89L90 239H89V235ZM113 234H114V232H113ZM151 234V233H150ZM173 234H174V232H173ZM173 234H171V236L173 235ZM181 234V233H180ZM188 234V233H187ZM189 234H190V230H189ZM191 234L189 235V236H191ZM255 234V233H254ZM37 235H38V233H37ZM51 236V237H54V236ZM61 235H62V233H61ZM67 235V234H66ZM94 235H95V232H94ZM99 235V234H98ZM100 235H101V233H100ZM107 235H108V233H107ZM116 235V234H115ZM132 235V234H131ZM155 235H157L156 234V232H155ZM175 235H177L176 234V232H175ZM186 235V234H185ZM209 235H210V231H209ZM211 235H214V234H211ZM247 235V234H246ZM245 235V236H246ZM50 236V235H49ZM48 236V237H49ZM59 236V235H58ZM65 236V235H64ZM71 236V235H70ZM72 236V237H73ZM79 236V235H78ZM104 236V235H103ZM103 236H99L100 237V240L102 239V238H104ZM151 236V235H150ZM153 236H154V234H153ZM256 236V235H255ZM62 237V236H61ZM72 237H71V239H72ZM73 237V238H74ZM93 237V236H92ZM95 237V236H94ZM99 237H97V239H99ZM102 237V238H101ZM110 237V236H109ZM139 238H141L140 237V234H139V236H138ZM137 237V239H139ZM173 237V236H172ZM175 237V236H174ZM184 237H187V235L186 236H184ZM200 237H202V236H200ZM200 237H198V238H200ZM210 237V236H209ZM219 237H220V235H219ZM218 237V238H219ZM222 237V236H221ZM223 237H224V235H223ZM65 238H66V236H65ZM115 238V237H114ZM156 238H158V237H156ZM179 238H181V237H179ZM194 238V237H193ZM250 238V237H249ZM45 239V240H44ZM62 239V238H61ZM70 239V240H71ZM75 239V238H74ZM73 239V240H74ZM108 239V238H107ZM117 239V238H116ZM121 239V238H120ZM136 239V238H135ZM174 239H176V238H174ZM182 239V238H181ZM189 239V238H188ZM217 239V238H216ZM253 239V238H252ZM50 240V239H49ZM58 240H60V237H58ZM58 240H55V241H58ZM99 240V241H100ZM104 240V239H103ZM109 240V239H108ZM157 240V239H156ZM177 241L179 240L178 239V237H177V239H176ZM183 240V239H182ZM181 240V241H182ZM192 240V239H191ZM194 240V239H193ZM192 240V241H193ZM199 240V239H198ZM198 240H196V241H198ZM208 240H209V238H208ZM213 240H215V239H213ZM53 241V240H52ZM54 241V242H55ZM61 241H63V239L61 240ZM64 241H65V239H64ZM64 241L62 242V243H64ZM76 241V240H75ZM96 241H98V240H96ZM98 241V242H99ZM137 241V242H136ZM141 241V240H140ZM153 241V240H152ZM177 241H176V243H177ZM185 241V240H184ZM191 241V242H192ZM212 241V240H211ZM210 241V242H211ZM219 241V240H218ZM47 242V241H46ZM45 242V243H46ZM66 242H67V240H66ZM72 242V241H71ZM102 242V241H101ZM104 242V241H103ZM102 242V243H103ZM116 242H117V240H116ZM179 242V241H178ZM187 242V241H186ZM245 242V241H244ZM252 242V241H251ZM250 242V243H251ZM257 242V241H256ZM44 243V244H45ZM50 243L51 242H49V244L48 245H50ZM56 243V242H55ZM59 243H60V241H59ZM61 243V244H62ZM73 243H74V241H73ZM75 243H77V241L75 242ZM108 243H109V241H108ZM153 243H154V241H153ZM162 243V242H161ZM184 243V242H183ZM190 243V242H189ZM254 243H255V241H254ZM54 244V243H53ZM65 244V243H64ZM63 244V245H64ZM97 244V243H96ZM99 244V243H98ZM110 244V243H109ZM116 244V243H115ZM155 244V243H154ZM158 243H156L155 245H156V247L158 246H160V245H157ZM178 244V243H177ZM176 244V245H177ZM180 244V243H179ZM234 243H232V244H230L231 246H234L233 245ZM237 243H235V245H236ZM246 244V243H245ZM255 244H258V243H255ZM264 244V243H263ZM262 244V245H263ZM46 245V244H45ZM44 245V246H45ZM47 245V246H48ZM56 245V244H55ZM58 245V244H57ZM69 245H70V242H69ZM74 245H76V244H74ZM106 245V244H105ZM105 245L102 247V248H104L105 247ZM118 245V244H117ZM122 245V244H121ZM155 245H154V247H155ZM164 245V244H163ZM175 245V244H174ZM175 245V246H176ZM186 245H188L187 243H186ZM239 245V244H238ZM249 245V244H248ZM40 246V245H39ZM38 246V247H39ZM42 246V245H41ZM41 246H40V248H41ZM68 246V245H67ZM100 246L101 245H99V247H98V249L100 248ZM113 246V245H112ZM116 246V245H115ZM124 246V247H125ZM181 246V245H180ZM228 246V245H227ZM230 246V247H231ZM50 247V246H49ZM49 247L48 248H46L45 247V249H48V250H50V249H53V247H54V245H53V247L52 248H50L49 249ZM56 247V246H55ZM73 247V246H72ZM96 247V246H95ZM114 247V246H113ZM125 247V248H126ZM135 247H136V249H135ZM142 247V246H141ZM146 247V246H145ZM165 247V246H164ZM178 247H179V245H178ZM221 247V246H220ZM230 247H228V249H230L231 251L233 250L232 248H230ZM236 247V246H235ZM253 247H255V246H253L252 245V248ZM264 247V246H263ZM37 248V247H36ZM58 248H59V246H58ZM67 248H70V246L69 247H67ZM108 248V247H107ZM122 248H123V246H122ZM124 248V249H125ZM126 248V249H127ZM144 248V247H143ZM151 248V247H150ZM166 248V247H165ZM164 248V249H165ZM167 248H166V250H167ZM225 248H227L226 246H225ZM245 248V247H244ZM55 249V248H54ZM65 249V248H64ZM86 249V248H85ZM114 249V248H113ZM115 249H116V247H115ZM114 249V251H116ZM147 249V248H146ZM149 249V248H148ZM147 249V250H148ZM175 249H176V247H175ZM228 249H227V251H228ZM261 249V248H260ZM39 249H37L36 251H38ZM47 250V251H48ZM59 251H60V249H58ZM83 250H84V248H83ZM83 250H82V252H83ZM104 250H105V248H104ZM110 250H111V245H110ZM118 250H121V249H119L118 248ZM116 251V253H119V251ZM161 249L159 248V251H160ZM173 250H174V248L172 249V252H173ZM221 250V249H220ZM224 250V249H223ZM222 250V251H223ZM226 250V249H225ZM224 250V251H225ZM258 250H259V248H258ZM43 251H44V247H43V250H42V255H43ZM52 251V250H51ZM55 251V250H54ZM57 251V250H56ZM62 251H63V246H62ZM69 251H70V249H69ZM76 251H77V249H76ZM97 251V250H96ZM107 251H108V249H107ZM106 251V252H107ZM128 251V250H127ZM126 250H125V252H127ZM142 251H143V249H141L140 248V252L142 253ZM162 251V250H161ZM175 251V250H174ZM177 251H178V248H177ZM181 251V250H180ZM236 251V250H235ZM255 251H256V249H255ZM95 252V251H94ZM99 252H100V250H99ZM103 252V251H102ZM112 252H113V250H112ZM137 252V253H138ZM143 252H145V249H144V251ZM146 252H148V251H146ZM172 252H170V253H172ZM229 252V251H228ZM49 253H50V251H49ZM75 253V252H74ZM86 253V252H85ZM98 253V251L96 252V254ZM153 253V252H152ZM178 253V252H177ZM218 253H220V252H218ZM222 253V252H221ZM220 253V254H221ZM233 253V252H232ZM255 253V252H254ZM30 254V255H31ZM37 254V253H36ZM45 254H46V250H45ZM44 254V255H45ZM55 254V253H54ZM62 253H60V255H61ZM77 254V253H76ZM82 254V253H81ZM81 254H80V256H81ZM87 254V253H86ZM101 254V252L97 255V257H99V255ZM119 254H121V253H119ZM129 254V253H128ZM127 253H126V255H128ZM130 254V255H131ZM144 253H142V255L141 256H143V258H144V255H143ZM148 254H150V253H148ZM148 254H146L145 253V258H150L153 254H155V252L151 255V256H149ZM161 253H159L158 252V256L160 255ZM225 254V253H224ZM234 254H235V252H234ZM234 254H232V255H234ZM29 255V256H30ZM43 255V256H44ZM53 255V254H52ZM89 255V254H88ZM104 255V254H103ZM115 255V254H114ZM114 255H113V257H114ZM123 255H124V252H123ZM122 255V256H123ZM140 253L138 254V257L136 256V255H132L133 256V258H134V256H135V259H137L138 260V258L141 260V258H140ZM157 255V254H156ZM223 255V254H222ZM227 255H228V253H227ZM230 256H231V254H229ZM236 255L237 254H235V256H233V257H236ZM254 255H257V253L256 254H254ZM43 256H41V258L43 257ZM50 256V255H49ZM49 256H48V258H49ZM109 256V255H108ZM154 256V259H155V255H153ZM33 257H35V258H33ZM63 257V256H62ZM61 257V258H62ZM88 257V256H87ZM86 257V258H87ZM90 257V256H89ZM88 257V258H89ZM103 256H102V254H101V258H102ZM111 257H112V255H111ZM112 257V258H113ZM129 257V256H128ZM157 257V256H156ZM159 257H162L163 258V256H159ZM224 257H225V255H224ZM232 257V256H231ZM259 257V256H258ZM44 258H47V257H45L44 256ZM47 258V259H48ZM51 258V257H50ZM56 258H58V257H56ZM82 258V257H81ZM87 258V259H88ZM104 258V257H103ZM103 258L102 259H100V258H98V259H100L101 260V264L102 263H104V261L102 262V260H103ZM105 258H106V256H105ZM116 258H117V256H116ZM127 258V257H126ZM125 258V259H126ZM130 258V257H129ZM129 258H128V260L127 261H131V259H132V257L130 258V260H129ZM143 258H142V261H143V263H145L144 261L145 260H143ZM165 258V257H164ZM176 258H177V256H176ZM227 258H228V256H227ZM230 258V257H229ZM32 259H31V257L29 258V260H31V261H29L30 263L32 262ZM60 259V258H59ZM90 259H92V257L90 258ZM151 260L153 259V258H150ZM153 259V261H152V263L151 264H153V262L155 261ZM157 259H158V257H157ZM167 260H168V257L166 258ZM175 258H172L171 259V261H173ZM183 259V258H182ZM185 259V258H184ZM233 260L235 259V258H232ZM232 259H230V260H232ZM40 260V259H39ZM49 260V259H48ZM48 260L46 261V262H48ZM52 260H53V258H52ZM51 260V261H52ZM57 260V259H56ZM82 260H84V258L83 259H80V261H82ZM105 260V259H104ZM147 260H149V259H147ZM164 260V259H163ZM166 260V261H167ZM44 261V260H43ZM106 261V260H105ZM109 261V260H108ZM126 261V262H127ZM169 261H170V259H169ZM169 261H167V263L169 264ZM174 261H176L177 262V264H179V260H174ZM174 261L172 262V263H174ZM37 262H39V261H36V263ZM41 262V261H40ZM56 263H57V261H55ZM87 262V261H86ZM91 262V260L88 262V263H90ZM134 262V261H133ZM133 262H132V264H133ZM141 261H139V263H140ZM147 262V261H146ZM151 262V261H150ZM156 262H161L160 260L158 261H156ZM155 262V263H156ZM29 263V264H30ZM35 263V264H36ZM42 263V262H41ZM48 263H50V262H48ZM58 263H60L59 261H58ZM85 263V260L82 262V264H84ZM94 263H96L95 261H94ZM93 263V264H94ZM98 263V262H97ZM130 263V262H129ZM135 263L137 264L138 262H136L135 261ZM142 263V262H141ZM163 263H165L164 261H163ZM181 263V262H180ZM32 264V263H31ZM33 264H34V262H33ZM43 264V263H42ZM47 264V263H46ZM50 264H52V263H50ZM81 264V263H80ZM157 264V263H156ZM174 264H176V263H174Z\"/></svg>","mask_w":264,"mask_h":264}]
</instances>
